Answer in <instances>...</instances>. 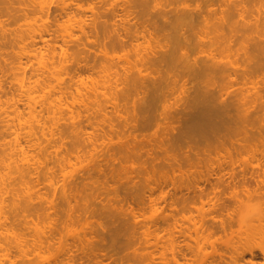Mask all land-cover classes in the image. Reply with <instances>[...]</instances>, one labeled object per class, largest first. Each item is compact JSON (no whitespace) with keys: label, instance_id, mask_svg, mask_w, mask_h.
I'll list each match as a JSON object with an SVG mask.
<instances>
[{"label":"rangeland","instance_id":"1","mask_svg":"<svg viewBox=\"0 0 264 264\" xmlns=\"http://www.w3.org/2000/svg\"><path fill=\"white\" fill-rule=\"evenodd\" d=\"M2 1L4 2L5 0H2ZM127 1H130V4L125 3ZM127 1H125V0H64V2H67V4H65L62 0H50L47 2L49 3V6H50L49 9L50 8L51 9L47 14H43V15L39 11L40 9L38 10L39 5L36 3L35 0H10V1L8 0V3H5L7 1H5L4 3L1 2L4 4L5 8H8V7L11 8V6H13L12 7L13 9H9V8H8L9 10L6 9V11H8V13L11 10V13L13 14V16L12 15L9 16L7 13H5L6 12L5 8H3L4 12H2V13L0 12V20H4V23H5L4 24L2 21V24H1L2 27H0V30H1V28L6 29V27H4V26L7 25L8 30L7 29L6 30L10 31L8 33L6 30H3V29H2V31H0V33L2 32V35L0 34V41L4 45V47H3L2 43L0 42L1 43L0 49H1V47H2V49L3 48L5 49L8 45V47L4 51L5 53L3 51L1 52V50H0V61L4 60V62H5L4 63L3 61H1V62H3V64H7V62H10V60H12L14 56H16V54L14 55V53L16 51L13 50L15 48V43H14L15 41H13V40H15L18 37L17 36L18 34L20 35L22 33L21 30H26L29 27L28 25H29L30 21H33V23L35 22V23L40 24L42 20H46L47 21L46 24H47V26H49V32L45 35V40L48 42H54L55 43V46L57 47V49L59 51V53L57 54V59L60 58L61 48L65 49L69 54V57L67 58V63H66L68 74H64L65 79H64V84H63L64 87H67V88H65V91H67L66 92L67 95H69V93H71V92L76 94V92H77L76 87H78V85L80 87V90L83 93L94 95L89 90H87L84 86L80 85V81L84 80V81H87L89 84H91L93 81H102V78L105 74L104 68L105 67H111V74H112L113 81L114 80L118 81L119 86L117 87V89L120 90V91H116V93L118 94V92H119V96L123 95V99H122V97H120L117 99L118 101L117 100L109 101L107 103H105L106 101L105 102L102 101L103 102L102 105L105 106L103 109L104 110L106 109V111H104V113L105 112L106 113L104 114L103 112L100 111L101 113L98 112V115H97V112H96V116H93L95 114H94V112L92 113L91 110H90V112H87V110H85L83 108V106L79 107V105L77 104L75 106V112H77V114H79V115H78L77 119H75L76 122L75 121L73 122L75 124H73L71 121H69L68 122L69 124H68L67 123L68 120L62 122L61 130L63 129L62 131H65L63 133H66L65 134L66 138L64 140V142H66V143H65V145L63 144L62 146L68 147V150H65V149H67L66 147H65V149L62 148L59 150H64L68 154H70L68 152L69 150H71L70 152L73 151L71 153L72 154L71 157L74 160V161L73 160L72 161L76 162V163L78 162L75 158L76 154L78 153V149L79 150H81V149L86 150L87 151L86 154H88V155H86V154L84 155V153H83V159L82 160L85 162L82 161L83 163L81 162V164H85V165L81 166L80 163L79 164L74 163L75 164L74 168L78 167L77 169H74L72 167L73 165L71 166L72 169L69 168V166H67L69 168V169L66 168L67 171L72 170L70 172L68 171L70 173L69 176H68V174H66V176H65L64 172L61 173L63 170L60 169L61 168L59 165L60 163L56 159V158H58L57 154L53 155V150H52L53 148L52 149L48 148V150H51L49 152L50 153L52 152V154H51L52 156H49V157L50 158L54 157V158H52L51 160L48 161V164H46V166H45L46 168L44 167V169L46 171L43 168L40 169L41 166L37 168L38 165L37 166L34 165V167L32 165H30L31 167L24 165L23 169H25V166H26L25 173L27 171L26 180L29 181L30 184L32 183L35 191L38 192L42 196V199L36 198L37 196L34 197V199H33L34 201H32L31 204L28 205V207L30 209V213L32 215L28 211L25 214L29 213L28 215H30L32 218L38 220L41 223V225L44 228V231H46L45 232L46 242L42 248L43 251L41 250L42 253L39 252L40 250L38 251V249H36L38 252H35V250H33V245H32L34 238H35V233L33 232L34 229L30 228L31 225L29 223V222H31V220H30L31 217L30 218L27 217L28 218V222H27V218L23 214L24 212L23 213L18 212V213L22 214V215L19 214V216H20V218H19V216L16 215L18 213L13 211L12 207L10 209V206H9V209L12 210L11 211L12 212V214H11L12 215L11 216V220H12L11 221V227L13 230L17 231L19 236H21L23 239H25L29 242V244L27 246L28 251L26 254H23V252L20 251L19 248H17V246L14 243H11L10 247L7 248L6 250H0V253H6L7 254L6 257L0 258L1 259L0 264H114V263L115 264H175L176 262L173 259L170 260V258H172L173 256L176 259L178 258L177 260L181 261L180 263L183 262V264H186V263L187 264H200V263L202 264V262H204L203 264H215L217 262V258L219 260H221L219 254L217 255V254L211 252L213 247L211 245H208L209 244L208 242H207L208 244L206 243L202 247L204 251L199 252L198 247H197V246H199L198 245L199 243L196 244V242H197V235L196 234H201L200 232H202V230L198 229L197 232H199V233H196L195 227L197 225H195V224L199 225L201 223L200 221H201L202 215H200L199 214L200 212H198V210H196L193 207L194 206L193 204H194V200H195V206L197 207L198 204L200 205L201 204L200 199L198 200V198H197L198 196H194V195H196L197 192H195L194 190H192V191L190 190V192H189V190L187 188L186 189L183 188L184 190L182 192H181V190H180V192H178L179 190L176 191L175 195H174L173 184H171V181H172L171 177L173 175H171L172 172H170V171H172V169L170 167L166 168V167L170 166L169 161H168L169 158H167L168 157V154H167L168 150L164 151V149L166 150V148L169 147L168 142L170 140L169 137L171 138V136L173 135L172 132L178 133L179 130L183 128V126L185 125L184 123H186V120L188 118H189L188 119L189 122H187V123H189V124L192 123L193 118L197 119V120L198 119L201 120V118H203V116L205 115L204 114L205 111L203 112V110H204L203 107L205 105L208 106V104H211L212 106H216V105L218 106L219 105L221 107V105L227 101V103L228 104L230 103L229 105H231L234 108H230L229 106L228 107L222 106V107H224L225 110H222L223 108L221 109L220 107H218L222 110V112L220 113V111H219L220 109L218 111L222 117H225L224 115H226V114H228V115L231 114V116H233L234 119L230 118V116H228V118H230V120L228 119L229 122L227 120V117L224 119V122L227 120L226 124L229 125L228 127L231 128L233 126L231 129H233V128H235V129H234V131L232 130L233 133L230 132V129L229 130L222 129L223 127L221 128V126H224V125L226 126V124H224V122H223V119H222V121H220V122H222L223 125L221 123L218 125L220 126L221 130H223V132L225 131L223 136H225L226 132L228 131V132H230L231 135H233L234 138L231 135H228L226 137L227 140H225L226 138L225 139L221 138L220 141L224 139L223 141L227 142L231 136L233 138L232 139L233 141L231 140L232 143L229 142V144L233 145V142H234V145H236V146L238 145L237 146L238 148L236 146H233V147H235L236 149H241L239 151L241 154L236 153L238 155L239 160H238V158L236 159L237 155L233 154V152L235 151L233 149L232 154H233V156L235 155V157H234L235 159L232 158V156H231V158H232L231 159L230 156H228V154L226 153V156H224V158L226 157L225 159L227 160V162H224L225 159L224 158H223L224 160L222 159L223 156L221 155V153L223 152V150L225 151L226 149L220 148L221 153L219 151H213V154L211 153L212 156L211 155H210L211 157L208 156L209 159L206 157L208 159V161H204V162H202L203 164H201V166L204 165V168L203 167L202 168L205 171L204 172L205 174H203L202 178L204 177V175L206 176V174L209 172L208 170H210V169H213V170L216 169L217 170L219 163L221 164L223 162H224L223 165L226 166L225 168L228 169V171L230 169V173L232 170L231 169L232 166H231L230 162L234 163V165L236 167L235 172L237 170H239L238 172L241 171L239 173V175L242 173V168L245 169V173H247V175H246L247 177L251 176L250 173H251L252 169H254V173L255 172L257 173L260 170L257 173L259 175L261 173H263V172H261V171H263V170H261V168L264 169V167H263L264 166V164H263L264 163V156H263L264 155L263 154L264 153V151H263L264 150V129H263L264 128V121H263L264 120V116H263L264 115L263 114L264 109H262V108H264V89H263L264 83H262V81L264 82V80L262 79V77L264 78V73H263L264 70L263 71L261 70V72H258V71H260L259 68L261 67L259 62H261L263 65L262 61H264V60L258 62L257 61L258 59L256 60V58H255L254 61H257V63L260 65V66L258 65L259 66V68H258V66L256 64L258 70L256 67L251 66L252 64H254L256 62H253L251 60V62L243 63V60L246 61L245 58H246L247 54H244L245 51H247V52H248V50L251 51V49L255 45H256V49H258L257 45L260 42L261 43L263 42L262 46L264 48V41H263L264 40V23H263V21H264V0H241V1L240 0H228V1H225V0H196V2L194 0H193V2H192V0H190V1L185 0L186 3L184 2V0H182L183 3H185L184 5H183V3H180V2H182L181 0H180V2H179V0L178 1L174 0V3H172L173 1H171V0H167V1L171 2L169 4L170 6L168 5V3H165L166 0L165 1L163 0L165 4L161 0V2L164 5H162V3L159 2L160 0H156V1L151 0V1H149V4L147 3L148 1L145 2L146 0H143L144 2L140 1V0H139L140 2L137 0H127ZM132 1H133V3H132ZM134 1H137L139 4L143 3L145 5V10L143 9L144 6H141L142 4L139 6L140 8L135 7V6H131L132 4H134ZM176 1H177L178 5L175 4ZM9 2H11V4H12V5L10 4L11 6H9ZM152 2L156 3L155 8L149 9L150 7H154V4ZM158 2H159V4L161 3L160 5H162V6H160L158 4ZM194 2H195V4H194ZM240 2H242V3H240ZM1 3H0V6H2ZM61 3L65 4V6L67 5L66 6L67 9L61 8L64 6ZM145 3L148 6H146ZM151 3L153 4L152 6H151ZM235 3L237 6L239 4H241L240 7L238 6V8L242 9V10H239V12L242 11L241 13L244 12V14H245L242 16L243 18L241 17V15L238 16L237 20L238 19L240 20L242 18L241 19L242 21L240 20V22L244 23L243 21L246 19L247 22L245 21V23H246L245 25L247 26V24H248L249 26L251 25L253 27L247 26L248 28H246V26L243 27L244 24H242V26L241 27L239 26V27H240V30H242L244 32H241L239 30V31H237V33L239 32L238 35H236L237 34L236 32L228 31L229 30L228 27L227 28L224 27L223 33H222L224 35H222L220 33L221 32L220 30L218 31L219 33H217V31L214 32L215 31L214 30L215 24H212V23H214L218 19V23L217 22H215V23H217L219 26L220 14H222L224 11H225V13H227L226 9L229 10L228 8H226V7H228V4H230L232 7V5H235ZM6 4H8L7 5L8 7H6ZM157 4L159 5V7L156 6ZM186 4H188V7L186 6L188 8V10L191 9V10H189V11H191V13H189V11L186 12L187 8H185L184 12H183L182 7H180V6H185ZM171 5H172V7H174V8L176 7V8L175 9L172 8ZM166 6H168V7H166ZM242 6L244 9L242 8ZM2 7L0 10H2ZM146 7L147 8L149 7V8L147 9ZM177 7H179V9ZM201 7H202V9L200 10ZM195 8L196 9L199 8L198 10H200V12L197 11ZM221 8H225V9H222L221 12L219 13ZM229 8H230V6H229ZM245 8H247V9H245ZM164 9H165V11H164ZM173 9H174V12L176 11V13H175L176 15L174 14ZM171 10H172V12H170ZM180 10H182V11H180ZM155 11L157 14L156 13L153 14V12H155ZM193 11L195 13L197 12V14H199V15L201 13H203V14H201V15H203L202 16L203 19L200 17L197 18L198 15L196 16ZM14 12H15V15H14ZM214 12L216 14L217 13L219 14V18L216 17L217 15H215ZM182 13H189V15H191L193 13V15H195V16L192 15L194 18L192 16H190V17H192L191 21H189L186 24L181 25V27L182 26L185 28L187 27L186 28V30H188L187 33H186V30L182 31L184 28L181 29V31L180 30L176 31L172 25V23L173 22L175 23L177 17L179 15H182ZM210 13L211 14L214 13L216 20L214 19V16H212L213 14L211 15ZM163 14L166 17H163L164 16ZM209 15H211L212 18L209 19V17H210ZM244 16H245V19H244ZM204 17L205 18L208 17V18H206L207 20L204 19ZM239 17H241V18H239ZM257 18L259 19L260 22H258ZM151 19H155V21L153 20V22H152ZM161 19H163V20H161ZM193 19L196 20V22L193 21ZM208 19L210 21H212L211 24L207 23ZM212 19H214V20H212ZM67 20H70L74 26V30H73L74 35L72 37H68V38H66V36L64 35V32L61 30V26H60ZM77 20H83L84 21V26H85L84 31L79 28L78 23L76 22ZM239 20L237 21L238 25L240 23ZM150 21L152 22V24ZM161 21L162 22L164 21L163 24ZM210 21H208V22L210 23ZM254 21L257 23H254ZM156 23L157 24L159 23L158 26ZM259 23L261 26L259 25ZM204 24H206V25H204ZM210 25H212V27H210ZM238 25L236 26V28L238 27ZM153 26H155L156 28ZM166 26H168V27H166ZM199 26H201V27H199ZM197 27H198V29H197ZM202 27H204V28H202ZM205 27L208 29L211 28V31H213V32H210V29L209 30L205 29ZM151 28H152V30H151ZM158 28L160 30H158ZM236 28H235V30H238ZM164 29H166V30H164ZM200 29H202L203 32L202 31L200 32ZM204 29L206 32L204 31ZM225 29H228V30H225ZM111 30H113V32ZM3 31H4V33H3ZM5 31H6V35H5ZM18 31H20V32H18ZM226 31H228V32H226ZM178 32H180V33H178ZM9 33H11V34H9ZM13 33L14 34L17 33L16 38H15ZM212 33L214 34V36ZM178 34H179V38H178ZM180 34H182V38H184V40L182 38H180V36H181ZM199 34H201V35H199ZM217 34L221 35L220 36L221 39H219L220 37L215 38V39L213 38V37H215V35L217 36ZM225 34H227V35H225ZM231 34H233L234 36L236 35L235 38ZM230 35L233 38L232 41H234V42H227V38L229 39ZM200 36H201V38H200ZM223 36H225V37H223ZM226 36H228V37L226 38ZM231 37L228 41L231 40ZM202 38L204 40H202ZM222 38H224V39H222ZM181 39H182V41H180ZM38 40H39L40 45L44 44L42 39L38 38ZM199 40H200V43H199ZM223 40L226 41L227 43H225ZM4 41H5V43L7 41L8 42L5 44ZM11 41H13V42H11ZM182 42H184V43H182ZM202 42L204 43L203 45H202ZM255 42H257V43H255ZM12 43H14V44H12ZM114 43H116V44H114ZM117 43H118V45H117ZM124 43H125V45H124ZM180 43H182L181 45L184 44V46L181 47ZM223 43L226 45L228 44V45L226 46ZM231 43H233L232 44L233 45V51H229L232 48V47H230ZM119 44L120 45L122 44V45L120 46ZM104 46H107V47L104 48ZM179 47H180V49H179ZM259 47H261V45ZM106 48H108L107 49L108 51L106 50ZM15 49L16 50L18 49L17 45H16ZM176 49H178V50H176ZM207 49L209 51L214 49V50H212V52L213 53L215 52V53L214 54L212 53V54H213V56L215 55L216 58L218 56V59L220 57H222L221 55H223V59L220 60V63L222 61V63H225L226 65L228 64L227 66H231V70H234V71H231L230 67L226 68L227 66H225V64H223L222 66H225V67H223V71L225 70L224 68H226L225 72L221 73L219 71L217 73V72H215V71L213 72L211 70L210 71V73L212 72L211 73L212 75H211L209 72H208L209 74L208 73L206 74V71H209V70H205V74H204L203 73L204 69L200 70V68H199L198 70L200 72H202V75H199L201 73H199V71L197 73L196 70L198 68L197 65L198 64L201 65L200 62L202 61V59H203L202 62H205L207 59L208 60L206 62H208L209 59L211 60V58L212 59L214 58V60H216V58L212 57V55H209L211 57L208 58L209 56H207L208 55ZM253 49H255V48H253ZM253 51H255V50H252V52H250V53L252 55H253V53L256 54ZM172 52H174V54H172ZM182 52L183 53L186 52L185 54H187V55L185 56V54H183ZM106 53H108V55ZM109 53H111V55ZM210 53H211V51H210ZM258 53L259 54H261V53L259 51H257V55L260 56ZM218 54L220 55V57ZM189 55H190V58L192 57L191 59L189 58ZM205 55L207 58H205ZM227 55L231 58L230 60L233 59L234 61L235 60L237 61V63L235 62L236 68L237 69L239 68L237 71H236V69H234L235 66H232L230 64V60L228 59L229 57H225ZM171 56H172V58L170 59ZM243 56H244V59H242ZM151 57H153L154 59L152 58L153 59L152 60ZM162 57H164V58L166 57V58L163 59ZM183 57L186 60H189V61L191 60L192 63L193 62L196 63L195 61L197 60L198 63H196V66L194 65V63L190 64L189 61H186L187 63H185L184 62L185 60ZM261 57H262V55H261ZM261 57H258V58H261ZM168 58L170 59V61ZM182 58H183V60H182ZM204 58L206 59L205 61H204ZM178 59L179 60L181 59V62ZM226 59H228V60H226ZM14 60L16 61V58ZM14 60H12L10 62V63H12V66L14 65L13 63H15V62H13ZM159 60L161 63L159 62ZM223 60L225 62H223ZM217 61L219 62V60H217ZM226 61L227 62L229 61V63H226ZM145 62L147 63V66H146ZM162 63H164V65ZM188 63L191 66H189ZM209 63H210V61H209ZM231 63H234V62L231 61ZM242 63L244 64V67L247 66V68L242 69V67H243ZM249 63H251L250 67H253L254 69L253 68L250 69L248 67ZM29 64L31 66V63H29ZM186 64H188V65H186ZM203 64L204 63H202V65ZM205 64H204V68H205ZM245 64H247V65H245ZM9 65L8 64L5 66L2 64L0 65V84H1L0 85V87H1L0 88V95H1V98H3L4 100L14 99L17 102L19 109L26 113L27 112V106H26L25 100H24L23 96H21V92L16 88L15 83L12 84V82H13L12 80L14 79L13 78L14 75L12 74L13 69ZM2 66H4L5 69H3ZM7 66L11 67L12 70L10 69L11 70L10 71L7 68ZM173 66H175V67H173ZM263 66H262V68H263ZM199 67H201V66H199ZM232 67H234V68L232 69ZM31 69L32 68H30L29 71ZM177 69H179V70H177ZM182 69H184V71L186 73L188 71V73L186 74V73H184V71L182 72ZM247 69H248V71L249 70L250 71L248 73H244V72H246L244 70H247ZM252 69L253 70L256 69L257 72L251 71ZM229 70H230V72H229ZM231 72H236V73H233V75H232ZM9 73L12 74L13 76L11 77V75H9ZM156 75H158V76H156ZM153 76H154V79H153ZM139 80H141V82H140L141 87L138 84ZM155 80H157V81H155ZM14 82H15V79H14ZM153 82H154V86L151 85V84H153ZM148 83H150V84H148ZM155 84H156V86H155ZM154 87H155V89H154ZM257 87L262 88L263 90L262 89L259 90ZM101 89L105 90V88H103V87H101ZM212 89H216L217 90V91H215L216 93H213L214 90H212ZM109 93L115 94L114 91H112V92L110 91ZM94 97H95V95H94ZM99 97H101V95H99ZM140 97H142V98H140ZM206 99L208 101H205ZM209 99H211L213 101H211ZM218 99L219 100L221 99L220 100V101H222L221 104H220V101ZM226 99H229V100H226ZM113 102H115V103H113ZM143 102L146 104H144ZM218 102H219V104H218ZM149 103L152 105H150ZM234 103H236V104H234ZM148 104H149V106H148ZM237 104H239V105H237ZM196 106H197V108H200L202 106V108H200V110L202 109V112H201L202 114L200 113V111H198L196 109ZM209 107H208V109H209ZM145 108H147V109H145ZM184 108H185V110H184ZM205 108H207V107H205ZM227 108H229L230 110L226 111ZM253 108H258V109L254 110ZM39 109H41V107ZM210 109H212V108H210ZM181 110H182V112H180ZM195 110H197V112ZM205 110H207V109H205ZM244 110H245V112H243ZM144 111H146V112H144ZM172 111L174 113H172ZM188 111H189V113H188ZM213 111H212V113L209 111L211 113V115L213 114ZM223 111H225L226 114L224 113V115H222ZM232 111H233V114H232ZM44 112L45 111H43V113ZM168 112H170V113H168ZM207 112L208 111H206V115H207ZM90 113H91V115H90ZM176 113H181V114H180V116H179V114H177V116H176L175 115ZM191 113L195 117H192V118L189 117V115ZM210 113H209V115H210ZM102 114H103V116L104 115L105 116L107 115V116L106 117L104 116V119L103 118L101 119L100 115L102 116ZM245 114L247 115V117H245ZM45 115H46V112H45ZM170 115H171V118H170ZM185 115L188 116L187 119H185L187 117ZM209 115H207L209 118L208 120L212 119L209 117ZM235 115L240 116V117H236ZM259 115L263 116V118L262 117L260 118ZM144 116H145V119H144ZM212 116H215V113ZM221 116H219L220 119L222 118ZM174 117H176V118H174ZM243 117H244V119H243ZM248 117H252V118H248ZM255 117H257V118H255ZM94 118L96 120H94ZM151 118H152V121H151ZM156 118H158V119H156ZM168 118H170V119H168ZM190 118H191V122H190ZM219 118L216 117V120L219 121L218 120ZM146 119H147V122H146ZM162 119L166 120L167 122L164 120L162 121ZM153 120H154V124L156 123V126L153 124ZM204 120H207V118L206 119L204 118ZM96 121L98 124L96 123ZM183 121H184V123H183ZM213 121H214V119H213ZM140 122H142V123H140ZM211 122H212V120H211ZM244 122H247V123H244ZM249 122L251 123V124H249V126H251V129L253 128L252 130L255 131L254 133L251 132L252 133L251 135L249 132V131H251L250 127H248ZM134 123H136V124H134ZM208 123H209V121H208ZM214 123H215V121H214ZM138 124H140V125H138ZM176 124L177 125L180 124V126L178 127ZM212 124H211V127L209 124V127L211 129H212V126H214ZM152 125H154V126H152ZM197 125H199V123H197ZM197 125H195V126L197 127ZM138 126H140V127H138ZM174 126H176L178 129ZM204 126H206V125H204ZM1 127H2V129H1ZM73 127H76V130L78 129L80 131L82 130L83 132H85V134H84L85 137H88L89 134L92 135V137H88L86 140H84L85 138H84L83 134H82V136L84 139L81 136H78L80 139L77 141H79V142L81 141V142L75 143L76 144V146H75L73 143L76 142L77 137H76V133L72 130V129H74ZM141 127H142V129H141ZM166 127H167V129H166ZM163 128H164V131H163L164 133H162ZM171 128H172V130H171ZM188 128L189 127L186 126V129H188ZM191 128L193 129V126L192 127L190 126V130H191ZM214 128L215 127H213V129ZM248 128H249V130H248ZM131 129H133V130H131ZM183 129L184 130H181V131H186L185 128H183ZM194 129H195V127H194ZM215 129H217V128H215ZM140 130H143V131H140ZM160 130H161V132H159ZM197 130H198V127H197ZM257 130H261V131H257ZM1 131H2V133H1ZM166 131H167V133H166ZM243 131H246L245 133L247 135L245 133H243ZM208 132H211V131H208ZM248 132H249V134H248ZM86 133H88V134H86ZM140 133H143V134H140ZM0 134L4 135V128H3L2 124H0ZM208 134L210 135V133H208ZM175 135H177V134H175ZM197 135H195V136H197ZM199 135H202V134H199ZM75 137H76V139H74ZM93 137H94V139H92ZM181 137H183V138H181ZM181 137L178 136L177 140H178V142L180 140V142H181V143H179L180 146L182 145L184 147V145H185V147H186L187 139L185 136H181ZM199 137L200 136H198L197 139H199ZM210 137H211V135H210ZM96 138L98 141H95ZM150 138H151V140H150ZM88 139L89 140L92 139V142L91 141L88 142L87 141ZM140 139H142V140H140ZM167 139H169V140L166 143ZM160 140L162 141V143ZM203 140L204 139L202 138V142L206 141V140L205 141H203ZM213 140H212V142L214 143ZM136 141H137V143H136ZM215 141H216V143L219 142L218 139H215ZM97 142L99 144H96ZM141 142H142V144H141ZM226 142H223V143L225 144ZM90 143H92L93 145L95 144L96 146L94 145V147L92 148L93 145ZM158 143H159V146H158ZM240 143H242V144H240ZM23 144L30 154L36 155L39 153V149L37 147H34L29 140L24 139ZM77 144L80 145L78 148H77V146H78ZM164 144L166 147L162 146ZM219 144H220V142H219ZM139 145H140V147H139ZM232 145H230V147H232ZM180 146L178 145L177 150L180 148H183ZM224 146H227V143ZM55 147H56V145H55ZM155 147H158V148H155ZM57 148H58V146H57ZM57 148H56V150H57ZM93 149H95L94 150L95 152L93 151ZM137 149H139V151ZM256 149L257 150L262 149V150L256 151ZM88 150H89V152H88ZM108 150H110V151H108ZM184 150L185 149L183 148V151ZM64 151L62 152V154L64 153ZM82 151H80V153H82ZM141 151H144L143 152L144 154ZM148 151H151V152L149 153ZM152 151H154L155 154H154V152L152 154ZM183 151H180V152L182 153ZM91 152H94V156L91 155ZM136 152H140V154L136 153ZM217 152H219V155H217L218 157L216 155H214V154H218ZM235 152H238V151H235ZM0 153H2V151ZM54 153H55V151H54ZM65 153H64V155H65ZM145 153L147 154V156ZM157 153H159V154H157ZM224 153H223V155H224ZM62 154L59 151V155H60L59 157H62ZM110 154L111 155L113 154V155L110 157ZM177 154H179V153L177 152ZM254 154L255 155L259 154L260 156L259 155L255 156ZM142 155L144 156V158ZM153 155H155V156H153ZM182 155L184 156V154H182ZM55 156H56V158H55ZM177 156H179V155H177ZM258 156H259V158H258ZM85 157L87 158V160H84ZM156 157H157V160L155 159ZM161 157H162V159H160ZM165 158H167L168 160L166 161ZM182 158H179L181 163H183L184 161L186 162L185 157H184V160ZM111 159H113V160H111ZM152 159H154V160H152ZM194 160H196V159H194ZM252 160H254V161H252ZM108 161H109V163H108ZM110 161L113 163H110ZM205 162L209 163V165ZM255 162H257V163H255ZM142 163L144 165H142ZM150 163L152 164L153 168H156L155 170H153ZM245 163H246V165H245ZM247 163H248V165H247ZM78 165L80 166V168ZM155 165H157V166H155ZM158 165H159V167H161L160 169L157 168ZM164 165L166 167H163ZM212 165H214V167L216 165L217 166L214 168ZM186 166L189 167L188 163L186 164ZM186 166H185V168H187ZM205 166H207V167H205ZM237 166H239V167L241 166L242 168L241 167L239 168ZM252 166H254L255 168L251 169ZM259 166H261V167H259ZM49 167L52 169L50 170ZM176 167H178V166H176ZM209 167H210V169H209ZM47 168L50 170V172L54 173V176L52 178L56 177L53 179V181H55V179H56V181L53 182L54 184H51V187L49 186L50 180L48 179L49 173H48ZM182 168H184V167H182ZM202 168L200 170H202ZM149 169H150V172H149ZM165 169L168 172H166ZM187 169L188 170L185 169L187 172H189L191 170L190 167ZM249 169H250V171H249ZM42 170H43V172H42ZM213 170L212 171L210 170V172L212 173ZM216 170H214L216 172L215 176L217 174H219V173H217L219 170H217V171ZM179 171L180 170L176 171L177 175L179 173H181ZM226 171L227 170H225V172ZM46 172L48 173L47 176H46V174L45 175L43 174ZM71 172H73V173H71ZM165 172L168 174L170 172V178H168L169 177L168 174L167 175L164 174ZM227 172H226V179L227 180H225V178H224V181H226V182L224 183L222 181L224 185H221V184L220 185L216 184V185L218 187L221 186V188H223V191L222 192L220 191V193H222V194L225 193V194H223L224 199L222 197H220L221 199H223V200H220L221 203L224 202V203L228 204L232 201L230 199L231 198L230 195H227V194H231L230 193L231 190L233 191L234 184L232 182L234 180L237 181V179H235V178H238V180L241 178L240 180H242V176H241L242 174L240 176H238V174H237L238 172H237L236 174L238 177H235L236 176V174H235V176L233 177L234 179H232L231 177L229 178V176H227ZM183 173H185V172H183ZM186 173L184 174L185 176L188 175V173L187 174ZM190 173H192V171H190L189 174ZM194 173L191 174V176L188 175L187 181H188L189 177H192L195 174L197 176L201 175L198 172H196L195 174ZM201 173H203V172H201ZM213 173H212V175H213ZM173 174H175V173H173ZM176 174H175V176H176ZM257 174H254L255 180L252 179L253 177L252 178L249 177V178H251L250 180H252V181H250L251 182L250 187L255 186L256 183L254 184L253 181L256 182V178L258 179L260 177ZM210 175L207 174V176H210ZM257 176H259V177H257ZM262 176H261V178H262ZM65 177H67L66 180H65ZM178 177L179 176H177V178ZM213 177H214V175H213ZM45 178L49 182L48 181L46 182ZM193 178H192V181H193ZM230 179H232V180H230ZM68 180L72 181V183L74 185L73 187L75 189L77 188L76 189L77 191L72 187L70 188V191H69V188L64 187L65 182ZM180 181H182V180L180 179ZM70 182H66V184H68L67 186H70V184H71ZM215 182H216V180L215 181L213 180V183H215ZM231 183L233 185L232 189L229 188V187H231V186H229V185H231ZM17 184H19V183L17 182L16 185ZM209 184L212 185L211 182ZM210 185L208 186V183L206 181H203L201 184V186L206 191L208 190L207 192L204 191V197H203V199L205 198L204 200H207V201L211 195L213 196L215 194V193H212L213 191H210L208 189V188H211ZM71 186H72V184H71ZM52 187H54V188H52ZM111 187H113V188H111ZM119 187H120V189H118ZM71 189L73 190V192ZM126 191H129L130 193L126 192ZM66 192H68V194H69V192H72V193L75 192L76 194H73V196L71 195L72 196L71 197L70 194H72V193H70L69 196H67L68 194ZM169 192L173 196H177L176 194L183 195V193H184V195L189 196V195H191L190 193L194 192L191 195V196H194V198H192V200L193 199L194 200L193 201L191 200L193 202V203L191 202L192 206H190V204H189V206H187L188 208L187 207H186V209L181 208V206H182L181 202L177 206V203L174 202L175 198H173V196L169 198V196H171L169 194ZM77 193H78V195H77ZM207 193H210L211 195L207 194ZM111 194H114V195H111ZM124 194H126V195H124ZM205 194H207V195L205 196ZM217 194H219V193L217 192ZM222 194H221V196H222ZM109 195L112 197H110ZM166 195H167V197H166ZM76 196H77V199H75ZM191 196H190V198H191ZM214 196H213V200H214ZM125 197H127V198H125ZM151 197L155 201H153ZM69 198H70V200H69ZM243 198L245 199L244 195H243ZM263 198H264V196L260 195V196L253 197V200L252 199H245L243 201L245 203L240 204L239 206H240V208L242 207L246 211L243 210V213L241 211H239L242 214L241 213H239L240 215L237 214L238 217H237V215H233L234 217H236L235 220H234V218H233V220L230 219V217H228L226 215V212L228 209L231 208L230 205L231 204L236 205L237 204L236 202H234L236 204H233V201H232V203L229 206H227L229 208H227L225 212H224L225 208H224V210L220 209L219 210L220 213L219 212L216 213V211H218V210H215L213 208L211 209L214 211V214L211 211V216L218 214L221 216V218H222V216L224 218V215H226L224 219L226 220V218L228 217L227 221H229V222L231 221L232 222L231 224H234V226L231 228L234 229V227H235V229H238L239 227L242 226L241 233L245 230L241 234V237L243 236V238H240L239 240H238V236H236V235L234 236V234L231 235V234L227 233V234L231 235L232 238L234 237L233 241H232V239L230 240L234 244L236 243L235 245L233 244V246L230 245V247L227 248V246L222 244L221 242L220 243L216 242L217 245H215V246L218 247V248L216 247V249H218V250L220 249L219 251H221V252L224 251L223 253L226 252L225 255L228 257H226V256H224V257L226 258L227 261H230L232 264L236 263L233 261L234 257H232V259L230 257V255L234 251H235L234 252L235 254H233V255H235V256H237L238 253H240V252L245 254L244 255L245 257H243L245 260L242 258L237 264H247V263L252 264L249 261L251 259V254H250L251 250L260 254V257H262V255H264V253H263V251H264V232L259 234L260 236L258 234H254V236L252 235L254 233V231H258V230H256V229H258L257 224H259V226L260 225L263 226V224H264V221H263L264 215H262V214H264V213H262V211L264 212V210H263L264 209L263 208L264 202H261V200H260V199H262V201H264ZM167 199H168V201H169V199L173 200V201L168 202V206H166L167 205ZM68 200L71 203L68 202ZM213 200L212 201L210 200L211 202L209 201V206L207 203H205V207H207V208L209 207V209L211 207H213L212 206V202H214ZM48 201H50L49 204H48ZM51 201L54 202L53 205H52ZM111 201L113 202L112 204H111ZM175 201L177 202L176 199H175ZM196 201H198V202H196ZM234 201H236V200H234ZM246 201L247 202L249 201L250 203H247ZM11 202H10V204L12 206ZM131 202H133V203H131ZM98 203L101 205V206L99 205L100 207H98ZM117 203H119V204H117ZM121 203H122V205L126 204V206H127L126 211H125L126 206H124L125 208L122 209L123 206L120 205ZM129 203L131 206L129 205ZM257 203H258V205H257ZM73 204H74V206H73ZM172 204L174 206L176 204V207L178 208V210L177 209L172 210L171 209V208H173ZM210 204H211V207H210ZM248 204L249 205L252 204V205L249 206ZM260 204H261V206H260ZM54 205H55V207H53ZM75 205L77 206L76 208H75ZM169 205L172 207L170 208ZM116 206H118V207L120 206L121 208L120 207L117 208ZM129 206H130V208H129ZM239 206H237L238 207L237 209H239ZM246 206L248 207L247 209H246ZM256 206L258 207V209ZM28 207L26 208L27 210H29ZM71 207L74 209H71ZM92 207H93L94 211L92 210ZM94 207H96V208H94ZM111 207H113V208L111 209ZM165 207H167V208H165ZM189 207H193V209L189 208ZM232 207H234V206H232ZM98 208L101 211H99ZM102 208H104V209H102ZM249 208L250 209L254 208L253 211L249 210V214L253 215L254 218L259 216V217H261L262 220H260V218H259V220H257V218H256V221H254L255 219L248 214L247 210ZM260 208H262V209H260ZM165 209H166V211H165ZM169 209H170V211H169ZM105 210L107 211V213ZM129 210L133 213H130ZM180 210H182L183 212ZM230 210H228V211H230ZM70 211H71V214L69 213ZM77 211H79V212H77ZM113 211H115L113 214L114 215L117 214V216L115 215V216L111 217V215H113L112 214ZM167 212H169V213H167ZM172 212H174V214ZM176 212H177V215L175 214ZM72 213H73V215H72ZM209 213L210 212H207L208 215H209ZM244 213H246V214H244ZM69 214L72 217L69 216ZM172 214L174 215V217L177 216L176 219L178 218L177 221L174 218L175 224H174V221H171V219L173 220ZM184 214L188 215L187 218L184 217V216H186ZM254 214L257 216H255ZM168 215L169 216L171 215V216L168 217ZM218 215H216V216L218 217ZM246 215H249L250 218L252 217L251 222H250V220H248L249 222L247 221L249 226L253 225L254 222L256 223L254 225L255 228H253V226H250L253 231L251 230V228H249V226H245V223H243V221L244 222L246 221L245 217H248ZM23 216H24V219H23ZM181 216L184 219H182ZM216 216H214V217H216ZM239 216H242V218ZM189 218H191V219L189 220ZM208 218H209V220H205V223L208 221L206 223L207 224L206 226L209 227L208 224H210V222H211L212 226H210L209 228L212 229L213 227H216V226H213L214 224H212V221L214 219L210 218V216ZM243 218H244V220H243ZM115 219H116V221H115ZM228 219H230V220H228ZM237 220H239V223ZM241 220H242V222H240ZM109 221H111V222H109ZM233 221L234 222L236 221V223H234ZM171 222L173 223L174 227L170 226V224L172 225ZM216 222H217V220H215V222L213 221V223H215V225L217 224V227H218L217 229H219L218 231L216 229H214V230H216L217 237L220 236V238H221V235L223 236L225 234L222 237L223 239H225L228 236L226 234V232L231 231L229 228L231 226L230 223H229V225H227L228 228L225 232V231H223V228L218 226V223H216ZM261 222H263V223H261ZM111 223H112V225H111ZM219 223H221V222H219ZM240 223H241V226H238ZM187 224L189 226H187ZM179 225H181V226H179ZM237 226H238V228H237ZM111 227H112V229H111ZM244 227H245V229H243ZM170 228L173 230L171 231ZM262 228L264 229V227H262ZM181 229H183V230H181ZM246 229H248V230H246ZM107 230H109V231H107ZM84 231H86V232H84ZM115 231H117L116 232L117 234L115 233ZM121 231H122V233H120ZM175 231H176V233H174ZM186 231L188 234L189 233H191V234L188 235L186 233ZM246 231H247V233H245ZM147 232H149V234ZM170 232H173L174 236ZM248 232L250 234L247 237ZM73 233H75V234H73ZM77 233L78 234L80 233L79 234L80 237L78 236ZM84 233H85V236H84ZM145 233L147 234V236ZM152 233H154V234H152ZM150 234H152V235H150ZM82 235L84 238L82 237ZM101 235H104V236L102 237ZM250 235H252V236H250ZM108 237L110 238V240L108 239ZM155 237L156 238L158 237V238L156 239ZM186 237H189V238H186ZM190 237H192V238H190ZM217 237H215V238L213 237V239H217ZM235 237H237V238H235ZM249 237H250V239H249ZM101 238H102V240H101ZM112 238H113V240H112ZM211 238H210V240H211ZM251 238H252V240H251ZM255 238H257V239H255ZM185 239H186V241H185ZM241 239L243 241H241ZM83 240H85V242ZM170 240H173V241H170ZM200 240H201V238H199L198 242ZM4 241H5V239L2 238L1 242L5 243ZM90 241L92 243H90ZM202 241H205V240H202ZM234 241H236V242H234ZM163 242H165V243H163ZM166 242L170 243L171 245L166 243ZM173 242L175 243V245L173 244ZM191 242H193V243H191ZM231 242H229V244H231ZM241 242H244V244H242ZM238 243H239V245H237ZM166 244L170 245L173 248V250L171 249L170 246L167 245L169 247L167 249L168 250L167 251L165 248V247H167V246H165ZM218 245L222 246L223 248L219 247ZM244 245L247 246L248 249ZM234 247L237 250H239L240 252L237 251L236 249H234ZM238 248H241V249H238ZM225 249L227 251L228 250L229 251L227 252ZM181 251H184V252H181ZM107 252H109V253H107ZM192 252H194V253H192ZM206 252L209 253V255H208V259L205 260L203 258H205L204 254ZM163 253H165L164 257H163ZM42 254L45 256L43 257ZM109 254L110 255L112 254V255L108 256ZM184 254H185V256H184ZM227 254H230V255H227ZM38 255H41V257ZM195 255H197V256H195ZM37 256L40 258H44L45 260L44 259L43 260L38 259ZM47 256L49 258L48 261L51 263H49L47 261V259H46ZM112 256H113V258H112ZM51 257H52V259H51ZM53 257H55V258H53ZM102 259H104V260H102ZM110 259H112V260H110ZM114 259H116V260H114ZM246 259H248V260H246ZM219 260H218V263H216V264H225V262H223V261L219 262ZM256 260H257V263H255V264H258V262H259V264H264L263 258H258ZM188 261H190V262H188Z\"/></svg>","mask_w":264,"mask_h":264},{"label":"bare ground","instance_id":"2","mask_svg":"<svg viewBox=\"0 0 264 264\" xmlns=\"http://www.w3.org/2000/svg\"><path fill=\"white\" fill-rule=\"evenodd\" d=\"M5 1H7V2H5ZM4 2L5 3H8V0H5ZM10 1V0H9ZM36 1V3L39 5L38 6V10L42 13V15L43 14H47L49 11H50V9H49V3L47 2V1H50V0H35ZM63 2H64V0H62ZM125 1H127V0H125ZM137 1H139V0H137ZM137 1H134V4H132L131 6H135V7H138V8H140L139 6L141 5V6H144L143 7V9L145 10V5L143 4V3H141V4H139ZM140 1H143V0H140ZM139 1V2H140ZM148 1V2H147ZM149 1H151V0H146L145 2H147L148 4H149ZM153 1H156V0H153ZM163 1V0H162ZM165 1V0H164ZM164 1H163V3H164ZM167 1V0H166ZM165 1V3H168V5L171 3L170 1H167L166 2ZM171 1H173L172 3H174V0H171ZM178 1V0H177ZM177 1H176V3L175 4H177ZM182 1V0H181ZM190 1V0H189ZM195 2H196V0H194ZM225 1H228V0H225ZM224 1V2H225ZM241 1V0H240ZM1 2H3L2 0H0V3ZM3 2V3H4ZM129 2V3H128ZM144 2V1H143ZM159 2H161V0L159 1ZM159 2H158V4H159ZM179 2H180V0H179ZM184 2H185V0H184ZM192 2H193V0H192ZM195 2H194V4H195ZM3 3H1L2 4V6H0V9H1V7H2V10H0V12L2 13V12H4L3 10V8H5V6H4V4ZM65 4H67V2H64ZM125 3H127V4H130V1H127V2H125ZM132 3H133V1H132ZM137 3V4H136ZM153 4H154V7H148L149 9H151V8H155V2H152ZM151 3V6L153 5ZM162 3V2H161ZM160 3V4H161ZM162 3V5H164ZM180 3H183V1L182 2H180ZM179 3V4H180ZM186 3V2H185ZM185 3H183V5L185 4ZM189 3V2H188ZM240 3H242V2H240ZM11 4V2H9V6H11L10 5ZM62 5H64L63 7H61V8H66V6H65V4H63V3H61ZM146 4V3H145ZM156 5L157 7H159V5ZM197 4V3H196ZM234 4V3H233ZM239 4V3H238ZM8 4H6V7H8L7 6ZM51 5V4H50ZM138 5V6H137ZM162 5H160V6H162ZM167 5V4H166ZM178 5V4H177ZM181 5V4H180ZM226 5V4H225ZM240 5L241 4H239L238 6L240 7ZM146 6H148L147 4H146ZM170 6V5H169ZM176 6V5H175ZM188 7V4H186L185 6H180V7H182V10H183V12H184V9L185 8H187ZM229 6H230V8H229ZM235 6V7H234ZM238 6L236 5V3H235V5H232V7H231V5L230 4H228V7H226V8H228L229 10H227L226 9V12L227 13H225V11L222 13V14H220V18H219V14L217 13H215V15H217L216 17H218L219 18V26H218V19H217V21H215V22H217V23H212V24H215V27H214V32H216L217 31V33H219L218 31L220 30L221 32V34L223 33V29H224V27H228L229 28V30L228 29H225V30H228V31H233V32H236L237 33V31H239L240 30V27L242 26V24H244L243 25V27L244 26H246L245 24V21H246V19H245V16H244V23H242V22H240V20L243 18L242 16L243 15H245L244 14V12L243 13H241L242 11H240L239 12V10H242L241 8H238ZM13 6H11V8H9V9H13L12 8ZM52 7V6H51ZM165 7V6H164ZM166 7H168V6H166ZM171 7H172V5H171ZM184 7V8H183ZM197 7V6H196ZM199 7V6H198ZM245 7V6H244ZM8 8H5V11H6V9H8ZM147 8V7H146ZM147 8V9H148ZM172 8H174V7H172ZM176 8V7H175ZM174 8V9H175ZM178 9H179V7H177ZM190 8V7H189ZM192 8V7H191ZM242 8H243V6H242ZM8 9V10H9ZM67 9V8H66ZM159 9V8H158ZM161 9V8H160ZM166 9V8H165ZM165 9H164V11H165ZM169 9V8H168ZM171 9V8H170ZM174 9H173V12H174ZM196 9V8H195ZM199 8H197L196 10L197 11H199L200 12V10L202 9V7L200 8V10H198ZM222 9H225V8H221L220 9V11H219V13L221 12V10ZM244 9V8H243ZM245 9H247V8H245ZM64 10V9H63ZM182 10H180V11H182ZM189 10H191V9H189ZM188 10V8H187V11L186 12H188L189 11ZM238 10V11H237ZM137 11V10H136ZM148 11V10H147ZM151 12V11H150ZM149 12V13H150ZM170 12H172V10L170 11ZM194 12V11H193ZM198 12V13H199ZM248 12V11H247ZM5 13H7L9 16H13V14L11 13V10L9 11V13H8V11H6ZM152 13V12H151ZM154 13H156V11L155 12H153V14ZM176 13V11L174 12V14ZM180 13V12H179ZM189 13H191V11H189ZM189 13H182V15H179L178 17H177V19H176V21H175V23L173 24L172 22V25H173V27H174V29L176 30V31H178V30H180L181 31V29H183L182 31H185L186 30V28L185 27H181V25H183V24H186V23H188L189 21H191L192 20V17L193 16H197L198 15V17L197 18H202L203 19V15H201V14H203V13H201L200 15L199 14H197V12L195 13V15H193V13L191 14V15H189ZM214 13H210L212 16H214V19L216 20V18H215V15H214ZM152 14V15H153ZM157 14V13H156ZM14 15H15V12H14ZM147 15V14H146ZM150 15V14H149ZM151 15V16H152ZM159 15V14H158ZM162 15V14H161ZM164 15V14H163ZM176 15V14H175ZM193 15V16H192ZM211 15H209L210 17H209V19L210 18H212L211 17ZM241 15V17H239V18H241L240 20H239V22L241 23H239V25H238V23H237V18H238V16H240ZM247 15V14H246ZM155 16V15H154ZM153 16V17H154ZM190 16H192V17H190ZM248 16V15H247ZM163 17H166L165 15L163 16ZM150 18V17H149ZM194 18V17H193ZM206 18H208V17H206ZM205 17H204V19H206ZM247 18V17H246ZM260 18V17H259ZM156 19V18H155ZM155 19H151L152 20V22H153V20L155 21ZM170 19V18H169ZM208 19V21H210ZM214 19H212V20H214ZM248 19V18H247ZM258 19V18H257ZM160 20V19H159ZM161 20H163V19H161ZM171 20V19H170ZM207 20V19H206ZM205 20V21H206ZM250 20V19H249ZM256 20V19H255ZM2 21H3V23H4V20H0V27H2L1 26V24H2ZM165 21V20H164ZM163 21V22H164ZM193 21H195L196 22V20H194L193 19ZM202 21V20H201ZM207 21V23L208 24H211V22L212 21H210V23ZM242 21V20H241ZM6 22V21H5ZM29 22V21H28ZM77 23H78V26H79V28L81 29V30H83L84 31V21L83 20H77L76 21ZM151 22V21H150ZM152 22H151V24H152ZM157 22V21H156ZM162 22V21H161ZM163 22H162V24H163ZM247 22V21H246ZM249 22V21H248ZM258 22H260L259 21V19H258ZM47 21L46 20H42L41 21V23L39 24V23H33V21H30V23H29V27L26 29V30H21L22 31V33L19 35H17V33L18 32H20V31H18L16 34H14V36H15V40H13V41H15L14 43H15V48H16V45L18 46V49L16 50L14 47V49L13 50H15L16 52L14 53V55L16 54V56H14L15 58H16V61L14 60L15 58L13 57V59L12 60H14L13 62H15V63H13L14 65L12 66V63H10L12 60H10V62H7V64L9 65V66H11L12 67V69H11V67H9V66H7V68L10 70H12V74L14 75V79H15V82H14V79L12 80L13 82H12V84L13 83H15V86H16V88L21 92V96H23V98H24V100H25V103H26V106H27V112L25 113V112H23V111H21L20 109H19V107H18V104H17V102L14 100V99H7V100H4L3 98H1V95H0V124H2V126H3V128H4V135L3 134H0L1 136H0V152L2 151V153H0V238L2 239H5V243H2L1 242V239H0V250H6L7 248H9L10 247V245H11V243H14L16 246H17V248H19V250L20 251H22L23 252V254H26L27 253V251H28V249H27V246H28V244H29V242L27 241V240H25V239H23L21 236H19V234L17 233V231H15V230H13L12 229V227H11V214H12V210L13 211H15L16 213H18V212H21V213H23L24 215H25V217L27 218V217H31L30 215H28L29 213H30V209H29V207H28V205L29 204H31V202L32 201H34L33 199H34V197H36V198H41L42 199V196L38 193V192H36L35 191V189H34V186L32 185V183L30 184V182L29 181H27L26 180V173H27V171H26V173H25V169H26V166H30V165H32L33 167H34V165L35 166H37V168L38 167H40L41 166V168L40 169H44V167L46 166V164H48V161L49 160H51L52 158H54V157H49V156H52L51 154H52V152L50 153L49 151H51V150H48V148L50 149H52L53 150V155H55V154H57V157L58 158H56V156H55V158L57 159V161H59V165H60V169L61 170H63L61 173H63L64 172V174H65V176H66V174H68V176L70 175V171H72V170H66V168H68L67 166H69V168H71V166L74 168V166H75V164H79L80 163V165L81 166H83V165H85V164H81V162L83 161L82 159H83V153H84V155L86 154V150H83V149H81V150H79L78 149V153L76 154V160L78 161L77 163L76 162H73L74 160L72 159V157H71V153L73 152H70L71 150H69L68 152L70 153V154H68L66 151H64V150H59V149H62V148H64L65 149V147L66 146H62L63 144L65 145V143L66 142H64V140H65V138H66V133H63V132H65V131H62L61 130V124H62V122L63 121H66V120H68L67 121V123L69 122V121H71L72 123L75 121V119H77V117H78V115L79 114H77V112H75V106L78 104L79 105V107H82L83 106V108L85 109V110H87V112H90V110H91V112L93 113L94 112V114L95 115H93V116H96V112H97V115H98V112L99 113H101V112H103L104 113V111H106V109L104 110L103 108L105 107V106H103L102 105V101H106L105 103H107V102H109V101H115V100H117L118 98H120V97H122V99H123V95L121 96H119V92H118V94L116 93V91H120L119 89H117V87L119 86L118 85V81L117 80H114L113 81V78H112V74H111V67H105L104 68V76H103V78H102V81H93L91 84H89L87 81H84V80H81L80 81V85H82V86H84L87 90H89L91 93H93L94 95H95V97H94V95H91V94H86V93H83L81 90H80V87H79V85H78V87H76V94L75 93H73V92H71V93H69V95H67V91H65V88H67V87H64L63 86V84H64V74H68V70H67V58L69 57V54H68V52L65 50V49H62L61 48V52H60V58L59 59H57V54L59 53V51H58V49H57V47L55 46V43L54 42H48V41H46L45 40V35L49 32V26H47ZM205 23V22H204ZM251 23V22H250ZM254 23H257V22H255L254 21ZM263 23H264V21H263ZM262 23V24H263ZM5 24V23H4ZM62 24V23H61ZM157 24V23H156ZM159 24V23H158ZM158 24H157V26H158ZM194 24V23H193ZM150 25V24H149ZM155 25V24H154ZM171 25V24H170ZM204 25H206V24H204ZM238 25V27L236 28V26ZM253 25V24H252ZM259 25H260V23H259ZM4 26V25H3ZM61 26V30L64 32V35L66 36V38H68V37H72L73 35H74V26H73V24H72V22L70 21V20H67V21H65L62 25H60ZM214 26V25H213ZM240 26V27H239ZM247 26H249L248 24H247ZM246 26V28H248ZM251 26V25H250ZM249 26V27H250ZM256 26V25H255ZM261 26V25H260ZM4 27H6V29L8 28L7 27V25L6 26H4ZM104 27V26H103ZM153 27H155V26H153ZM166 27H168V26H166ZM181 27V28H180ZM190 27V26H189ZM188 27V28H189ZM199 27H201V26H199ZM207 27V26H206ZM205 27V29H208V28H206ZM210 27H212V25H210ZM251 27H253V26H251ZM258 27V26H257ZM156 28V27H155ZM165 28V27H164ZM202 28H204V27H202ZM235 28L236 29H238V30H235ZM2 29L3 30H6V29H4V28H1V30L0 31H2ZM173 29V28H172ZM191 29V28H190ZM197 29H198V27H197ZM205 29H204V31H205ZM210 29V32H213V31H211V28H209ZM208 29V30H209ZM242 29V28H241ZM250 29V28H249ZM8 30V29H7ZM6 30V31H7ZM151 30H152V28H151ZM158 30H160L159 28H158ZM162 30V29H161ZM164 30H166V29H164ZM207 30V31H208ZM244 30V29H243ZM6 31H5V35H6ZM112 32H113V30H111ZM187 31L188 30H186V33H187ZM203 32V30L202 29H200V32ZM228 31H226V32H228ZM241 32H244V31H242V30H240ZM8 32H10V31H7V33ZM105 32V31H104ZM164 32V31H163ZM195 32V31H194ZM206 32V31H205ZM225 32V31H224ZM3 33H4V31H3ZM175 33V32H174ZM178 33H180V32H178ZM193 33V32H192ZM235 33V34H236ZM239 33V32H238ZM238 33L236 34V35H238ZM1 35H2V32L0 33ZM9 34H11V33H9ZM111 34V33H110ZM184 34V33H183ZM191 34V33H190ZM194 34V33H193ZM198 34V33H197ZM206 34V33H205ZM204 34V35H205ZM213 34V33H212ZM216 34V33H215ZM4 35V36H5ZM8 35V34H7ZM17 35V36H16ZM177 35V34H176ZM181 36H180V38H182V34H180ZM199 35H201V34H199ZM207 35V34H206ZM209 35V34H208ZM219 34H217V36L215 35V37H213L214 39L215 38H218V37H220L221 35H219ZM222 35H224V34H222ZM225 35H227V34H225ZM232 36H234L233 34H231ZM231 35L229 36V39H230V37H231ZM235 35V36H236ZM242 35V34H241ZM245 35V34H244ZM13 36V35H12ZM118 36V35H117ZM213 36H214V34H213ZM235 36H234V38H235ZM3 37V36H2ZM184 37V36H183ZM186 37V36H185ZM196 37V36H195ZM203 37V36H202ZM207 37V36H206ZM223 37H225V36H223ZM228 36H226V38H227ZM13 38V37H12ZM11 38V39H12ZM38 38L39 39H42V41H43V43L44 44H42V45H40L39 44V40H38ZM119 38V37H118ZM178 38H179V34H178ZM200 38H201V36H200ZM212 38V37H211ZM225 38V39H226ZM18 39V40H17ZM183 40H184V38H182ZM182 39L180 40V41H182ZM219 39H221V37L219 38ZM222 39H224V38H222ZM228 38H227V42H234V41H232L233 40V38L231 37V40L230 41H228L229 40ZM10 40V39H9ZM115 40V39H114ZM176 40V39H175ZM202 40H204L203 38H202ZM3 41V40H2ZM13 41H11V42H13ZM126 41V40H125ZM187 41V40H186ZM224 41V40H223ZM264 41V40H263ZM1 42V41H0ZM8 42V41H7ZM6 42V43H7ZM17 42V43H16ZM116 42V41H115ZM124 42V41H123ZM176 42V41H175ZM179 42V41H178ZM188 42V41H187ZM205 42V41H204ZM225 43H227L226 41H224ZM254 42V41H253ZM2 43V42H1ZM0 43V44H1ZM4 43H5V41H4ZM5 43V44H6ZM14 43H12V44H14ZM119 43V42H118ZM118 43H117V45H118ZM182 43H184V42H182ZM182 43H180V46L182 47V46H184V44L183 45H181ZM199 43H200V40H199ZM255 43H257V42H255ZM263 43V42H262ZM262 43L260 42L259 44L261 45V47H259L260 45L258 44L257 45V47H258V49H256V45L253 47V48H255V49H253L252 47V49H251V51L250 50H248V52L247 51H245V53L244 54H247L246 55V61H244L243 60V63H248V62H251V60L253 61V62H256V63H254V64H252L251 66H254V67H256L257 68V66L260 64L261 65V67L259 68V66H258V68H259V70L260 71H258V72H261V70L263 71L264 69V61H262V60H264V48H263V46H262ZM106 44V43H105ZM114 44H116V43H114ZM113 44V45H114ZM177 44V43H176ZM204 43L202 42V45H203ZM224 44V43H223ZM233 43H231L230 44V47H232L231 48V50H229V51H233V45H232ZM252 44V43H251ZM254 44V43H253ZM2 45H3V43H2ZM10 45V44H9ZM112 45V46H113ZM120 45V44H119ZM122 45V44H121ZM120 45V46H121ZM124 45H125V43H124ZM224 45H226V44H224ZM228 45V44H227ZM226 45V46H227ZM11 46V45H10ZM111 46V47H112ZM116 46V45H115ZM3 47H4V45H3ZM6 47V46H5ZM7 47H8V45H7ZM6 47V48H7ZM105 47H107V46H104V48ZM175 47V46H174ZM225 47V46H224ZM223 47V48H224ZM229 47V48H230ZM5 48V49H6ZM117 48V47H116ZM184 48V47H183ZM182 48V49H183ZM228 48V47H227ZM249 48V47H248ZM5 49L3 48L2 49V47H1V52L3 51H5ZM108 48H106V50H107ZM179 49H180V47H179ZM186 49V48H185ZM205 49V48H204ZM250 49V48H249ZM115 50V49H114ZM176 50H178V49H176ZM206 50V49H205ZM208 50V49H207ZM212 50H214V49H212ZM212 50H210L211 51V53H210V51L208 50V55L207 56H209V55H212V57H215V55L213 56V54L215 53H213L212 52ZM228 50V49H227ZM244 50V49H243ZM252 50H255V51H253V52H255L256 54H254L253 53V55L250 53V52H252ZM259 51L261 54H259L260 56H258L257 55V51ZM108 51V50H107ZM113 51V50H112ZM180 51V50H179ZM250 51V52H249ZM14 52V51H13ZM184 52V51H183ZM182 52V53H183ZM5 53V52H4ZM186 53V52H185ZM185 53H183V54H185ZM210 53V54H209ZM213 53V54H212ZM232 53V52H231ZM2 54V53H1ZM107 55H108V53H106ZM110 55H111V53H109ZM154 54V53H153ZM172 54H174V52H172ZM217 54V53H216ZM220 54V53H219ZM218 54V55H219ZM176 55V54H175ZM179 55V54H178ZM187 54H185V56H186ZM221 55V54H220ZM220 55H219V57H220ZM261 55H262V57H261ZM184 56V57H185ZM222 57H220L219 59H218V56H217V58H216V60H214V58L212 59L211 58V60L209 59V61H210V63H209V61L208 62H206L207 60L205 59V58H207L206 57V55H205V58H204V61L205 62H202L203 61V59H202V63H206L205 64V68H204V64L202 65V63L200 62V64L201 65H199V66H201V67H199L198 65H197V70H196V72L198 73V69L200 68V70L201 69H204L203 71V73L205 74V70H209V71H206V74L209 72L210 73V71L212 70L213 72L215 71V72H225V70H226V68H228V67H230V70H231V66H227L225 63H222V61H221V63H220V60H222L223 59V55H221ZM168 57V56H167ZM177 57V56H176ZM180 57V56H179ZM183 57V58H184ZM211 56H209L208 58H210ZM225 57H229L228 55L227 56H225ZM258 57H261V58H258ZM150 58V57H149ZM153 57H151V59H152ZM163 59H165L164 57H162ZM172 58V56L170 57V59ZM183 58H182V60H183ZM186 58V57H185ZM184 58V62L185 63H187L186 61H189V60H186ZM189 58H190V55H189ZM192 58V57H191ZM190 58V59H191ZM255 58H256V60L259 62V61H262L263 62V65H262V63L261 62H259V64L257 63V61H254L255 60ZM154 59V58H153ZM152 59V60H153ZM157 59V58H156ZM161 59V58H160ZM162 59V60H163ZM169 59V58H168ZM170 59H169V61H170ZM229 60L231 59L230 57L228 58ZM228 59H226V60H228ZM242 59H244V56H243V58ZM150 60V59H149ZM161 60V61H162ZM179 60V59H178ZM193 60V59H192ZM196 60V59H195ZM217 60H219V62L217 61ZM225 60V59H224ZM223 60V62H225ZM1 61H3L4 62V60H1ZM0 61V62H1ZM6 61V60H5ZM180 62H181V59L179 60ZM231 61L232 62H234V63H231ZM3 62H1L0 63V65L2 64V65H7V64H3ZM148 62V61H147ZM155 62V61H154ZM159 62H160V60H159ZM179 62V63H180ZM183 62V63H184ZM190 62V64L192 63V61L190 60L189 61ZM196 63H198L197 62V60L195 61ZM218 62V63H217ZM235 62L237 63V61L235 60H230V64L232 65V66H235L236 64H235ZM252 62V63H253ZM5 63V62H4ZM29 63H31V66H30V64ZM161 63V62H160ZM194 63V62H193ZM192 63V64H193ZM196 63H194V65L196 66ZM226 63H229V61L227 62L226 61ZM242 63V69H245V68H247V66H245L244 67V64ZM145 64H146V66H147V63L145 62ZM156 64V63H155ZM163 65H164V63H162ZM182 64V63H181ZM189 64V63H188ZM188 64H186V65H188ZM189 64V66H191ZM223 64H225V66H227L226 68H224L225 70L223 71V67H225V66H222ZM229 64V65H230ZM234 64V65H233ZM240 64V63H239ZM250 64L251 63H249L248 65V67L251 69V68H253V67H250ZM256 64H257V66H256ZM159 65V64H158ZM162 65V66H163ZM245 65H247V64H245ZM4 66H2L3 67V69H5L4 68ZM30 66V67H29ZM167 66V65H166ZM203 66V67H202ZM262 66H263V68H262ZM170 67V66H169ZM173 67H175V66H173ZM188 67V66H187ZM186 67V68H187ZM30 68H32L30 71H29V69ZM234 67H232V69H233ZM258 68H257V70H258ZM262 68V69H261ZM7 69V70H8ZM234 69H236V71L239 69H237L236 68V66H235V68ZM254 69V68H253ZM251 70V71H255V72H257V70L255 69V70ZM8 70V71H9ZM10 70V71H11ZM142 70V69H141ZM177 70H179V69H177ZM230 70H229V72H230ZM165 71V70H164ZM184 71V69H182V72ZM191 71V70H190ZM231 71H234V70H231ZM244 71H246V72H244ZM243 72L244 73H248L249 71H248V69L247 70H244ZM161 72V71H160ZM181 72V71H180ZM11 73V72H10ZM9 73V75H11V77L13 76L12 74H10ZM142 73V72H141ZM151 73V72H150ZM166 73V72H165ZM184 73H186L185 71H184ZM187 73H188V71H187ZM186 73V74H187ZM196 73V74H197ZM199 73H201V74H199V75H202V72H200L199 71ZM208 73V74H209ZM212 73V72H211ZM210 73V74H211ZM232 73V75H233V73H236V72H231ZM264 73V72H263ZM144 74V73H143ZM160 74V73H159ZM190 74V73H189ZM194 74V73H193ZM203 74V75H204ZM166 75V74H165ZM212 75V74H211ZM210 75V76H211ZM229 75V74H228ZM155 76V75H154ZM154 76H153V79H154ZM156 76H158V75H156ZM162 77V76H161ZM190 77V76H189ZM137 78V77H136ZM140 79V78H139ZM142 79V78H141ZM147 79V78H146ZM157 79V78H156ZM162 79V78H161ZM262 79L264 80V78L262 77ZM137 80V79H136ZM147 81V80H146ZM150 81V80H149ZM155 81H157V80H155ZM160 81V80H159ZM164 81V80H163ZM187 81V80H186ZM262 81V80H261ZM140 82H141V80H139V82H138V84L140 85ZM165 82V81H164ZM157 83V82H156ZM262 83H264L263 81H262ZM146 84V83H145ZM148 84H150V83H148ZM147 84V85H148ZM211 84V83H210ZM260 84V83H259ZM1 85V84H0ZM151 85H153L154 86V82H153V84H151ZM212 85V84H211ZM264 85V84H263ZM262 85V86H263ZM155 86H156V84H155ZM64 87V88H63ZM101 87H103V88H105V90L104 89H101ZM140 87H141V85H140ZM144 87V86H143ZM146 87V86H145ZM148 87V86H147ZM209 87V86H208ZM1 88V87H0ZM258 88V87H257ZM136 89V88H135ZM154 89H155V87H154ZM259 90L260 89H262V88H258ZM264 89V88H263ZM262 89V90H263ZM212 90H214V92L213 93H216L215 91H217L216 89H212ZM258 90V91H259ZM112 92V91H114L115 92V94H110L109 92ZM101 95V97H99V95ZM121 94V93H120ZM137 95V94H136ZM139 95V94H138ZM99 97V98H98ZM140 98H142V97H140ZM213 99V98H212ZM121 100V99H120ZM209 100H211V99H209ZM219 100V99H218ZM221 100V99H220ZM219 100V101H220ZM226 100H229V99H226ZM118 101V100H117ZM141 101V100H140ZM205 101H208L207 99L205 100ZM211 101H213V100H211ZM210 102V101H209ZM216 102V101H215ZM221 102L222 101H220V104H221ZM113 103H115V102H113ZM144 103V102H143ZM142 103V104H143ZM217 103V102H216ZM144 104H146V103H144ZM150 104V103H149ZM149 104H148V106H149ZM213 104V103H212ZM218 104H219V102H218ZM228 103H227V101L226 102H224V104H222L221 105V107L218 105H216V106H212L211 104H208V106H204L203 108H204V110H203V112H204V116H203V118H201V120L200 119H192L193 121H192V123H187V122H189L188 121V114L187 115H185V116H187L185 119H187L186 120V123H184V121H183V123L185 124L184 126H183V128H185V130L186 131H181V130H184L183 128L182 129H180L179 130V132L178 133H176V132H172V136H171V138L169 137V139H167V141H166V143L168 142V140H169V147H167L166 148V150L164 149V151H167L168 150V157L167 158H169V160L167 159V158H165L166 159V161L168 160L169 161V164H170V166H168V167H166L165 165L163 166V167H166V168H171L172 169V171H170V172H172V174L171 175H173L172 177H171V184H173V192H174V195H175V192L176 191H178V192H180V190H181V192L184 190V189H188L189 190V192H190V190L192 191V190H194L195 192H197L196 193V195H194V196H198L197 198H198V200L200 199V202H201V206L198 204V206L196 207L195 206V200H194V208L196 209V210H198V212H200L199 214L200 215H202L201 216V223L198 225V224H195V225H197L196 227H195V230H196V233H199V232H197L198 231V229H201L202 230V232H200L201 234H196L197 235V242H196V244L197 243H199L198 245L199 246H197L198 247V250H199V252H201V251H204L203 250V246H204V244H206L207 242L209 243H207L208 245H211L212 247H213V249L211 250V252L212 253H215V254H219V256H220V258H221V260H219L217 257V262L216 263H218V260H219V262L221 261H223V262H225V264H232L230 261H227L226 260V258L224 257V256H226L225 255V253H223V252H221V251H219L218 249H216V247L217 246H215V245H217L216 244V242H221L222 244H224V245H226L227 246V248L228 247H230V245H232L233 246V242H231L230 240L232 239V241H233V238H232V234H234V236L236 235V236H238V240L240 239V238H243V236L241 237V234L245 231H243L242 233H241V228H242V226H241V223L238 225V226H241V227H239L238 228V226H237V228L238 229H235V227H234V229L233 228H231V227H233L234 226V224H231L232 222L230 221H227V218L228 217H230V219H232L233 220V218H234V220L236 219V217H234L233 215H237V214H239V213H243V210H245V209H243L242 207L240 208V204H244L245 202H243L245 199H252L253 200V197H255V196H260V195H262V196H264V169H262L261 168V170H263V171H261V172H263V173H261L260 175L259 174H257L256 172L254 173V169H252V168H255L254 166H252L251 167V169H252V171H251V176H249V177H253L252 179L253 180H255L254 178H255V175L254 174H257V175H259V176H257V177H259L258 179L256 178V182L255 181H253L254 182V184H255V186H253V187H250V181H252V180H250L251 178H249V177H247L246 175H247V173H245V169H243L241 166V168H242V180H238V178H235V179H237V181L236 180H234L232 183L234 184V186L232 185V183H231V185H229V186H231V187H229V188H231L232 189V186H233V191L231 190L230 191V193L231 194H227V195H230V199L233 201V204H236V205H232L231 203H232V201L230 202V203H224V202H222L221 203V201L220 200H223L224 198H223V194H225V193H220V191L222 192L223 191V188H221V186H217V185H224L223 184V182L225 183L226 181H224V178H225V180H227L226 179V172L228 171V169H226L225 167V165H223L224 164V162H227V160L224 158V156H226V153L228 154V156H230V158H231V156H232V158H234L235 157V155L233 156V154H239L240 152V150L241 149H236L235 147H233V146H236V145H234V142H233V145L232 144H229V142L230 143H232L231 142V140L234 138L233 137V135H231L230 134V132L231 133H233V131H234V129L235 128H233V129H231L230 127H228L229 125H227L226 124V121L229 119L230 120V118H233V116H231V114H226V112L225 111H223V113H222V115H224V113L227 115H224L225 117H222L221 116V114H219V111H220V113L222 112V110H225L224 109V107L226 106V107H230V108H234V107H232L231 105H227ZM234 104H236V103H234ZM150 105H152V104H150ZM154 105V104H153ZM211 105V106H210ZM215 105V104H214ZM237 105H239V104H237ZM210 106V107H209ZM222 106H224V107H222ZM251 106V105H250ZM41 107V109H39ZM169 107V106H168ZM205 107H207V108H205ZM208 107H209V109H208ZM218 107H220V108H218ZM178 108V107H177ZM200 108H202V106L200 107ZM200 108H197V106H196V109L198 110V111H200V113L202 112V109L200 110ZM210 108H212V109H210ZM236 108V107H235ZM262 108V107H261ZM145 109H147V108H145ZM169 109V108H168ZM205 109H207V110H205ZM217 109V110H216ZM220 109V110H219ZM242 109V108H241ZM254 110L255 109H258V108H253ZM260 109V108H259ZM262 109H264V108H262ZM261 109V110H262ZM150 110V109H149ZM183 110V109H182ZM182 110L180 111V112H182ZM184 110H185V108H184ZM197 110H195L196 112H197ZM219 110V111H218ZM228 110H230L229 108H227V110L226 111H228ZM234 110V109H233ZM236 110V109H235ZM238 110V109H237ZM260 110V111H261ZM43 111H45L46 112V115H45V112L43 113ZM101 111V112H100ZM153 111V110H152ZM170 111V110H169ZM176 111V110H175ZM178 111V110H177ZM206 111H210L211 113H212V111H213V114L212 115H214V113H215V116H212L211 115V113H210V115H209V113L207 112V115H209V117L210 118H212V119H210V120H208L209 118H208V116L206 115ZM216 111V112H215ZM218 111V112H217ZM253 111V110H252ZM257 111V110H256ZM144 112H146V111H144ZM239 112V111H238ZM241 112V111H240ZM243 112H245V110L243 111ZM254 112V111H253ZM262 112V111H261ZM106 113V112H105ZM104 113V114H105ZM167 113V112H166ZM168 113H170V112H168ZM172 113H174L173 111H172ZM188 113H189V111H188ZM247 113V112H246ZM258 113V112H257ZM177 114H179V116H180V114L181 113H176L175 115L177 116ZM202 114V113H201ZM217 114V115H216ZM232 114H233V111H232ZM244 114V113H243ZM264 114V113H263ZM90 115H91V113H90ZM174 115V116H175ZM239 115V114H238ZM250 115V114H249ZM102 116H103V114H102ZM101 115H100V118L102 119H104V116L102 117ZM107 116V115H106ZM105 116V117H106ZM166 116V115H165ZM168 116V115H167ZM206 116V117H205ZM219 116H221L222 118L220 119L219 118ZM228 116H230V118H228ZM236 117H240V116H237V115H235ZM260 116V115H259ZM264 116V115H263ZM263 116H260V118L262 117L263 118ZM156 117V116H155ZM189 117H195L192 113L189 115ZM216 117L217 118H219L218 120L219 121H217L216 120ZM227 117V120L224 122V119ZM245 117H247V115L245 114ZM254 117V116H253ZM97 118V117H96ZM170 118H171V115H170ZM170 118H168V119H170ZM174 118H176V117H174ZM191 118H190V122H191ZM204 118L206 119L207 118V120H204ZM248 118H252V117H248ZM255 118H257V117H255ZM259 118V117H258ZM98 119V118H97ZM143 119V118H142ZM144 119H145V116H144ZM156 119H158V118H156ZM213 119H214V121H215V123H214V121H213ZM222 119H223V122H224V124H226V126L224 127V126H221V128L222 129H226V130H229L230 129V132H226V135L225 136H223L224 135V133H225V131L223 132V130H221V128H220V126L218 125V124H222V122H220V121H222ZM234 119V118H233ZM237 119V118H236ZM243 119H244V117H243ZM94 120H96L95 118H94ZM164 119H162V121H163ZM180 120V119H179ZM183 120V119H182ZM195 120V121H194ZM203 120V121H202ZM211 120H212V122H211ZM229 120H228V122H229ZM249 120V119H248ZM263 120V119H262ZM145 121V120H144ZM151 121H152V118H151ZM161 121V122H162ZM164 121H166V120H164ZM169 121V120H168ZM173 121V120H172ZM208 121H209V123H208ZM235 121V120H234ZM237 121V120H236ZM246 121V120H245ZM251 121V120H250ZM264 121V120H263ZM262 121V122H263ZM76 122V121H75ZM99 122V121H98ZM143 122V121H142ZM142 122H140V123H142ZM146 122H147V119H146ZM167 122V121H166ZM165 122V123H166ZM174 122V121H173ZM180 122V121H179ZM196 122V123H195ZM217 122V123H216ZM227 122V123H228ZM66 123V122H65ZM94 123V122H93ZM96 123H97V121H96ZM197 123H199V125H197ZM202 123V124H201ZM213 123V124H212ZM231 123V122H230ZM244 123H247V122H244ZM69 124V123H68ZM73 124H75V123H73ZM98 124V123H97ZM134 124H136V123H134ZM133 124V125H134ZM144 124V123H143ZM153 124H154V120H153ZM158 124V123H157ZM170 124V123H169ZM175 124V123H174ZM173 124V125H174ZM197 125V127H198V130H197V127L195 126V125ZM208 124V125H207ZM209 124H210V127H211V124L212 125H214V126H212V129L209 127ZM249 124H251L250 122L248 123V127H250V130L251 131H249L250 132V135L252 134V133H254L255 131L254 130H252L251 129V126H249ZM262 124V123H261ZM138 125H140V124H138ZM155 126H156V123L154 124ZM154 125H152V126H154ZM177 125V124H176ZM204 125H206V126H204ZM223 125V124H222ZM244 125V124H243ZM76 126V125H75ZM143 126V125H142ZM150 126V125H149ZM170 126V125H169ZM178 127L180 126V124L179 125H177ZM186 126L187 127H189L188 129H186ZM190 126L192 127L193 126V129H194V127H195V129L193 130L192 128H191V130H190ZM200 126V127H199ZM204 126V127H203ZM208 126V127H207ZM217 126V127H216ZM133 127V126H132ZM138 127H140V126H138ZM171 127V126H170ZM173 127V126H172ZM174 127H176V126H174ZM207 127V128H206ZM213 127H215V128H217V129H213ZM253 127V126H252ZM74 129H72L75 133H76V137H77V139H76V137L74 138V139H76V142H74L73 144L76 146V144L75 143H80L79 141H77V140H79L80 138L78 137V136H81L82 138H83V136H84V140H86L88 137H92V135H90L89 134V136L88 137H85V132H83L82 130L80 131V130H76V127H73ZM145 128V127H144ZM150 128V127H149ZM153 128V127H152ZM177 128V127H176ZM220 128V129H219ZM228 128V129H227ZM1 129H2V127H1ZM141 129H142V127H141ZM151 129V128H150ZM166 129H167V127H166ZM178 129V128H177ZM201 129V130H200ZM203 129V130H202ZM208 129V130H207ZM210 129V130H209ZM219 129V130H218ZM237 129V128H236ZM264 129V128H263ZM131 130H133V129H131ZM139 130V129H138ZM144 130V129H143ZM143 130H140V131H143ZM149 130V129H148ZM152 130V129H151ZM150 130V131H151ZM171 130H172V128H171ZM193 130V131H192ZM200 130V131H199ZM213 130V131H212ZM216 130V131H215ZM233 130V131H232ZM247 130V129H246ZM248 130H249V128H248ZM247 130V131H248ZM262 130V129H261ZM261 130H257V131H261ZM3 131V130H2ZM2 131H1V133H2ZM158 131V130H157ZM164 131V128L162 129V133H164L163 132ZM208 131H211V132H208ZM159 132H161V130L159 131ZM196 132V133H195ZM246 131H243V133H245ZM249 132H248V134H249ZM252 132V133H251ZM149 133V132H148ZM166 133H167V131H166ZM195 133V134H194ZM202 134V135H199V134ZM208 133H210V135H211V137H210V135L208 134ZM223 133V134H222ZM229 133V134H228ZM241 133V132H240ZM82 134H83V136H82ZM86 134H88V133H86ZM140 134H143V133H140ZM146 134V133H145ZM171 134V133H170ZM175 134H177V135H175ZM198 134V135H197ZM208 134V135H207ZM246 134V133H245ZM3 135V136H2ZM167 135V134H166ZM195 135H197V136H195ZM228 135H231L230 136V138H229V140L226 142V141H223ZM247 135V134H246ZM75 136V135H74ZM178 136L179 137H181V136H185L186 137V139H187V144H186V147H185V145H184V147L181 145L180 146V144L179 143H181L180 142V140H179V142H178ZM198 136H200L199 137V139H197V137ZM202 136V137H201ZM168 137V136H167ZM213 137V138H212ZM81 138V139H82ZM141 138V137H140ZM181 138H183V137H181ZM202 138L204 139L203 141H205V142H202ZM212 138V139H211ZM218 139L219 140V142H220V144H219V142L218 143H216V141H215V139ZM221 138H224L223 140H221L220 141V139ZM24 139H27V140H29L30 142H31V144L34 146V147H37L38 149H39V153L38 154H36V155H32V154H30L29 152H28V150L25 148V146H24V144H23V140ZM92 139H94V137L92 138ZM92 139H88L87 141L88 142H92ZM153 139V138H152ZM214 139V140H213ZM83 140V141H84ZM139 140V139H138ZM137 140V141H138ZM140 140H142V139H140ZM150 140H151V138H150ZM211 142H210V141ZM212 140L214 141V143L212 142ZM225 140H227V138L225 139ZM94 141V140H93ZM95 141H98L97 140V138H96V140ZM94 141V142H95ZM137 141H136V143H137ZM155 141V140H154ZM161 141V140H160ZM159 141V142H160ZM200 141V142H199ZM233 141V140H232ZM73 142V141H72ZM85 142V141H84ZM87 142V143H88ZM93 142V143H94ZM134 142V141H133ZM158 142V141H157ZM184 142V141H183ZM223 142H226L227 143V146H224V145H226V143L224 144ZM135 143V142H134ZM161 143H162V141H161ZM201 143V144H200ZM204 143V144H203ZM213 143V144H212ZM216 143V144H215ZM90 144H92V143H90ZM96 144H99L98 142L96 143ZM141 144H142V142H141ZM156 144V143H155ZM180 146V147H183L185 150V152L183 151V148H180V149H178L177 150V147H178V145ZM203 144V145H202ZM229 144V145H228ZM240 144H242V143H240ZM55 145H56V147H55ZM78 146H77V148L80 146L79 144H77ZM93 145V144H92ZM95 145V144H94ZM94 145L92 146V148L94 147ZM136 145V144H135ZM176 145V146H175ZM230 145H232V147H230ZM57 146H58V148H57ZM96 146V145H95ZM130 146V145H129ZM132 146V145H131ZM156 146V145H155ZM158 146H159V143H158ZM162 146H165V144L164 145H162ZM238 146V145H237ZM236 146V147H237ZM243 146V145H242ZM241 146V147H242ZM139 147H140V145H139ZM161 147V146H160ZM166 147V146H165ZM176 147V148H175ZM247 147V146H246ZM56 148H57V150H56ZM67 149H65V150H68V147H66ZM155 148H158V147H155ZM163 148V147H162ZM221 148V149H226L225 151L223 150V152L221 153V149L219 150V149ZM232 148V149H231ZM238 148V147H237ZM249 148V147H248ZM247 148V149H248ZM252 148V147H251ZM254 148V147H253ZM97 149V148H96ZM109 149V148H108ZM135 149V148H134ZM177 151H176V150ZM182 149V150H181ZM233 149L235 150V151H238V152H233ZM255 149V148H254ZM83 150V151H82ZM95 149H93V151H94ZM133 150V149H132ZM138 151H139V149H137ZM243 150V149H242ZM250 150V149H249ZM262 150V149H261ZM260 149L259 150H257L256 149V151H261ZM54 151H55V153H54ZM59 151H60V153L62 154V152L64 151V153H65V155H64V153L62 154V157H59L60 155H59ZM80 151H82V153H80ZM85 151V152H84ZM108 151H110V150H108ZM161 151V150H160ZM180 151H183L182 153L180 152ZM213 151H219L220 153H221V155L223 156L222 157V159L224 160V162L223 163H219V165H218V169L217 170H219L217 173H219V174H217L216 176H215V171L214 170H216V169H210V167H209V169L212 171L213 170V175H214V177H213V175H212V173L210 172V170H208L209 172L207 173V174H211L210 176H207V174H206V176L204 175V177L202 178V176H203V174H205L204 172V170H203V168H204V165L203 166H201V164H203L202 162H204V161H208V159H209V157L208 156H212V154H213ZM246 151V150H245ZM264 151V150H263ZM88 152H89V150H88ZM95 152V151H94ZM94 152H91V155L92 156H94ZM142 153L144 152V151H141ZM149 153L151 152V151H148ZM153 152L154 151H152V154H153ZM158 152V151H157ZM163 152V151H162ZM177 152L179 153V154H177ZM219 152H217L218 154H214V155H219ZM225 152V153H224ZM232 152H233V154H232ZM244 152V151H243ZM242 152V153H243ZM93 153V154H92ZM111 153V152H110ZM136 153H139L140 154V152H136ZM148 153V154H149ZM164 153V152H163ZM212 153V154H211ZM215 153V152H214ZM223 153H224V155H223ZM138 154V155H139ZM144 154V153H143ZM146 154V153H145ZM151 154V155H152ZM154 154H155V152H154ZM157 154H159V153H157ZM165 154V153H164ZM166 154V155H167ZM182 154H184V156L181 155ZM236 154V155H237ZM241 154V153H240ZM260 154V153H259ZM259 154H257V155H259ZM264 154V153H263ZM262 154V155H263ZM86 155H88V154H86ZM113 155V154H112ZM111 154H110V157L112 156ZM177 155H179V156H177ZM255 155V154H254ZM257 155H255V156H257ZM143 156V155H142ZM141 156V157H142ZM146 156H147V154H146ZM153 156H155V155H153ZM163 156V155H162ZM210 156V157H211ZM215 156V157H216ZM260 156V155H259ZM259 156H258V158H259ZM264 156V155H263ZM87 157V156H86ZM84 158V160H87V158ZM152 157V156H151ZM182 158L183 160H184V157H185V160H186V162L184 161L183 163H181V161H180V159L179 158ZM208 159H207V158ZM218 157V156H217ZM221 157V156H220ZM143 158H144V156H143ZM178 158V159H177ZM229 158V159H230ZM231 158V159H232ZM238 158V155H237V157H236V159ZM130 159V158H129ZM134 159V158H133ZM151 159V158H150ZM156 160H157V157L155 158ZM160 159H162V157L160 158ZM194 159H196V160H194ZM206 159V160H205ZM230 159V160H231ZM235 159V158H234ZM73 160V161H72ZM75 160V161H76ZM110 160V159H109ZM111 160H113V159H111ZM148 160V159H147ZM152 160H154V159H152ZM179 160V161H178ZM182 160V161H183ZM229 160V161H230ZM238 160H239V158H238ZM146 161V160H145ZM144 161V162H145ZM149 161V160H148ZM210 161V160H209ZM216 161V160H215ZM228 161V162H229ZM234 161V160H233ZM252 161H254V160H252ZM257 161V160H256ZM262 161V160H261ZM83 162H85V161H83ZM82 162V163H83ZM121 162V161H120ZM150 162V161H149ZM148 162V163H149ZM152 162V161H151ZM157 162V161H156ZM155 162V163H156ZM165 162V161H164ZM213 162V161H212ZM217 162V161H216ZM239 162V161H238ZM242 162V161H241ZM75 163V164H74ZM108 163H109V161H108ZM110 163H113V162H111L110 161ZM138 163V162H137ZM147 163V162H146ZM188 163V166L190 167V171H192V173H190L189 174V172H187L186 170H188L187 168H189V167H187L186 166V164ZM205 163H207V162H205ZM204 163V164H205ZM215 163V162H214ZM250 163V162H249ZM252 163V162H251ZM255 163H257V162H255ZM208 165H209V163H207ZM229 164V163H228ZM230 164H231V173H230V169H229V171L227 172V176H229V178L231 177L232 179H234L233 177L235 176V174L239 171V170H237L236 172H235V170H236V167H235V165H234V163H232V162H230ZM238 164V163H237ZM236 164V165H237ZM253 164V163H252ZM259 164V163H258ZM264 164V163H263ZM24 165H26L25 166V169H23V167H24ZM112 165V164H111ZM142 165H144L143 163H142ZM150 165L152 166V164L150 163ZM163 165V164H162ZM178 166V167H176V166ZM183 165V166H182ZM187 167V168H185V166ZM206 165V164H205ZM216 165V166H217ZM240 165V164H239ZM244 165V164H243ZM245 165H246V163H245ZM247 165H248V163H247ZM251 165V164H250ZM256 165V164H255ZM77 166V165H76ZM79 166V165H78ZM131 166V165H130ZM155 166H157V165H155ZM213 167H214V165H212ZM215 166V167H216ZM258 166V165H257ZM31 167V166H30ZM29 167V168H30ZM182 167H184V168H182ZM200 167V168H199ZM203 167V168H202ZM205 167H207V166H205ZM212 167V168H213ZM214 167V168H215ZM237 167H239V166H237ZM239 167V168H240ZM248 167V166H247ZM246 167V168H247ZM250 167V166H249ZM259 167H261V166H259ZM264 167V166H263ZM46 168V167H45ZM50 168V167H49ZM68 168V169H69ZM78 168V167H77ZM76 167L74 168V169H77ZM79 168H80V166H79ZM132 168V167H131ZM152 168H153V166H152ZM157 168H161V167H159V165H158V167ZM202 168V170H200ZM257 168V167H256ZM48 169V168H47ZM52 168H50V170H51ZM72 169V168H71ZM73 169V170H74ZM130 169V168H129ZM156 168H153V170H155ZM170 169V170H171ZM208 169V168H207ZM45 170V169H44ZM50 170L48 169V173H49V175H48V173L46 172V173H43L44 175L46 174V176L48 175V179L50 180V183H49V186L51 187V184H54L53 182H55L56 181V179H55V181H53V179L54 178H56V177H54V178H52L53 176H54V173H52V172H50ZM133 170V169H132ZM177 170H180L179 172H181V173H179L178 175L176 174V171ZM184 170V171H183ZM216 170V171H217ZM225 170H227L226 172H225ZM46 171V170H45ZM44 171V172H45ZM66 171V172H65ZM165 171H166V169H165ZM196 173V172H198V173H200L201 175H196L194 172ZM248 171V170H247ZM249 171H250V169H249ZM42 172H43V170H42ZM149 172H150V169H149ZM166 172H168V171H166ZM164 173V174H168V173ZM170 172H169V177L168 178H170ZM183 172H187L188 173V175H190L191 176V174H195L194 176L196 177H194V176H192V177H189V179H188V181H187V177H188V175H184L185 173H183ZM201 172H203V173H201ZM241 172V171H240ZM240 172H238L237 174H238V176H240L239 175V173ZM51 173V174H50ZM71 173H73V172H71ZM173 173H175L176 174V176H175V174H173ZM186 173V174H187ZM197 173V174H198ZM237 174H236V176L235 177H238L237 176ZM249 174V175H250ZM73 175V174H72ZM45 176V177H46ZM177 176H179L178 178H177ZM261 176H262V178H261ZM167 177V176H166ZM194 177V178H193ZM66 178L67 177H65V180H66ZM192 178H193V181H192ZM212 178V179H211ZM177 179V180H176ZM180 179L182 180V181H180ZM191 179V180H190ZM232 179H230V180H232ZM168 180V179H167ZM213 180L215 181L216 180V182L215 183H213ZM45 181L47 182L48 180L45 178ZM71 180H68V181H66V182H70ZM203 181H206L207 183H208V186L210 185L209 183L211 182V184L212 185H210V187L211 188H208L210 191H213L212 193H215L213 196H214V200H213V196L210 194V193H207V194H210L211 196L209 197V199L212 201H214V202H212V206L213 207H211V204H210V209H209V207L207 208V207H205V203H207L208 204V206H209V199H208V201L207 200H204L203 199V197H204V191L205 192H207L202 186H201V184H202V182ZM223 181V182H222ZM19 183V184H17L16 185V183ZM49 182V181H48ZM66 182H65V185H64V187H66V188H69V191H70V188L72 187V188H74L73 186V183H72V181L70 182L71 184H72V186H71V184H70V186H67L68 184H66ZM168 182V181H167ZM221 182V183H220ZM231 182V181H230ZM169 183V182H168ZM167 183V184H168ZM201 183V184H200ZM219 183V184H218ZM228 183V182H227ZM226 183V184H227ZM48 184V183H47ZM56 184V183H55ZM216 186H215V185ZM111 185V184H110ZM48 186V185H47ZM54 186V185H53ZM126 187V186H125ZM52 188H54V187H52ZM65 188V189H66ZM111 188H113V187H111ZM115 188V187H114ZM184 188V189H183ZM222 190H221V189ZM227 188V187H226ZM75 189V188H74ZM77 189V188H76ZM75 189V190H76ZM118 189H120V187L118 188ZM129 189V188H128ZM212 189V190H211ZM67 190V189H66ZM72 190V189H71ZM126 190V189H125ZM175 190V191H174ZM68 191V190H67ZM77 191V190H76ZM110 191V190H109ZM171 191V190H170ZM229 191V190H228ZM72 192H73V190H72ZM72 192H69V194L70 193H72ZM126 192H129V191H126ZM188 192V193H189ZM217 192L220 194H217ZM225 192V191H224ZM67 194H68V192H66ZM109 193V192H108ZM113 193V192H112ZM130 193V192H129ZM128 193V194H129ZM194 193V192H193ZM193 193H190L191 195L193 194ZM69 194L67 195V196H69ZM73 194H76L75 192L74 193H72V194H70V196L72 195L73 196ZM169 194H170V192H169ZM207 194H205V196L207 195ZM221 194H222V196H221ZM77 195H78V193H77ZM111 195H114V194H111ZM124 195H126V194H124ZM171 195V194H170ZM177 196H173V195H171V196H169V198L170 197H172L173 196V198H175L176 200H177V202L175 201V199H174V202L175 203H177V206H178V204H180V202H181V208H185L186 209V207L187 206H189V204H190V206H192L191 205V202L193 201L192 200V198H194V196H191V195H184V193H183V195H179V194H176ZM243 195L245 196V199L243 198ZM71 196V197H72ZM110 196V195H109ZM180 196V197H179ZM190 196H191V198H190ZM226 196V195H225ZM110 197H112V196H110ZM121 197V196H120ZM166 197H167V195H166ZM165 197V198H166ZM177 197V198H176ZM179 197V198H178ZM208 197V196H207ZM220 197H222L223 199H221ZM35 198V199H36ZM109 198V197H108ZM125 198H127V197H125ZM132 198V197H131ZM152 198V197H151ZM163 198V197H162ZM216 198V199H215ZM227 198V197H226ZM234 200H236V201H234ZM68 199V198H67ZM75 199H77V196H76V198ZM118 199V198H117ZM121 199V198H120ZM164 199V198H163ZM257 199V198H256ZM264 199V198H263ZM69 200H70V198H69ZM68 200V202H70ZM112 200V199H111ZM152 200H153V198H152ZM166 200V199H165ZM192 200V201H191ZM217 202H216V201ZM226 200V199H225ZM251 200V201H252ZM261 200V202H264V201H262V199H260ZM12 201V202H11ZM110 201V200H109ZM114 201V200H113ZM153 201H155V200H153ZM152 201V202H153ZM169 201H173L172 199H169ZM168 199H167V205L166 206H168ZM210 201V202H211ZM220 201V202H219ZM227 201V200H226ZM230 201V200H229ZM228 201V202H229ZM10 202L12 203V206H11V204H10ZM123 202V201H122ZM130 202V201H129ZM166 202V201H165ZM179 202V203H178ZM196 202H198V201H196ZM234 202H236V203H234ZM247 202V201H246ZM259 202V201H258ZM50 203V201H48V204ZM51 203H52V205L54 204V202L53 201H51ZM71 203V202H70ZM69 203V204H70ZM113 202L111 201V204H112ZM125 203V202H124ZM127 203V202H126ZM131 203H133V202H131ZM193 203V202H192ZM247 203H250L249 201L247 202ZM115 204V203H114ZM117 204H119V203H117ZM170 204V203H169ZM232 206H234V207H232ZM254 204V203H253ZM51 205V204H50ZM100 204L98 203V207H100L99 206ZM120 205H122V203L120 204ZM128 205V204H127ZM129 205H130V203H129ZM173 205V204H172ZM197 205V204H196ZM230 205V209H228V210H230V211H228L227 210V212H226V215L228 216L227 218H226V220L224 219L225 218V216L226 215H224V218H223V216H222V218H221V216L220 215H218V214H216V215H218V217L216 216V215H214V216H216V217H214V216H211V211H212V213L214 214V211L213 210H211L212 208L213 209H215V210H218V211H216V213H218L219 212V210L220 209H222V210H224V208H225V210H224V212L226 211V209L227 208H229V207H227V206H229ZM249 205V204H248ZM247 205V206H248ZM250 205H252V204H250ZM249 205V206H250ZM257 205H258V203H257ZM263 205V204H262ZM9 206H10V209H11V207H12V210H10L9 209ZM73 206H74V204H73ZM80 206V205H79ZM78 206V207H79ZM86 206V205H85ZM89 206V205H88ZM123 206V208L122 209H124L125 207L124 206H126V204L125 205H122ZM131 206V205H130ZM130 206H129V208H130ZM165 206V205H164ZM179 206V207H180ZM207 206V205H206ZM237 206H239V209H237L238 207ZM243 206V205H242ZM246 206V209L249 207H247ZM260 206H261V204H260ZM264 206V205H263ZM28 207V209L29 210H27L26 208ZM51 207V206H50ZM53 207H55V205L53 206ZM77 206L75 205V208H76ZM81 207V206H80ZM79 207V208H80ZM104 207V206H103ZM106 207V206H105ZM117 208H119L118 206H116ZM134 207V206H133ZM169 207L171 208L172 206H170L169 205ZM168 207V208H169ZM193 207H189V208H192L193 209ZM252 207V206H251ZM257 207V206H256ZM94 208H96V207H94ZM113 207H111V209H112ZM121 208V207H120ZM165 208H167V207H165ZM188 208V207H187ZM255 208V207H254ZM253 208V209H254ZM264 208V207H263ZM71 209H74V208H72L71 207ZM83 209V208H82ZM87 209V208H86ZM99 209V208H98ZM102 209H104V208H102ZM115 209V208H114ZM113 209V210H114ZM172 210L173 209H177L178 210V208L176 207V204H175V206L173 205V208H171ZM252 209V208H251ZM250 208L247 210L248 211V214H249V210L250 211H253V209L251 210ZM256 209V208H255ZM257 209H258V207H257ZM260 209H262V208H260ZM259 209V210H260ZM92 210H93V207H92ZM127 210V206H126V208H125V211ZM168 210V209H167ZM264 210V209H263ZM27 211L29 212L28 214H25V213H27ZM80 211V210H79ZM79 211H77V212H79ZM82 211V210H81ZM94 211V210H93ZM99 211H101L100 209H99ZM106 211V210H105ZM130 211V210H129ZM165 211H166V209H165ZM169 211H170V209H169ZM180 211H182V210H180ZM239 211H241V212H239ZM246 211V210H245ZM256 211V210H255ZM262 211V210H261ZM73 212V211H72ZM115 211H113L112 212V214L114 213ZM183 212V211H182ZM202 212V213H201ZM207 212H210L209 213V215L207 214ZM223 212V213H224ZM21 213H18V214H16L17 216H19V214H21ZM70 214H71V211L69 212ZM74 213V212H73ZM73 213H72V215H73ZM91 213V212H90ZM94 213V212H93ZM97 213V212H96ZM106 213H107V211H106ZM121 213V212H120ZM130 213H133V212H131L130 211ZM167 213H169V212H167ZM173 214H174V212H172ZM192 213V212H191ZM197 213V212H196ZM220 213V212H219ZM241 213V214H242ZM253 213V212H252ZM262 213H264L263 211H262ZM31 214V213H30ZM69 214V216H71ZM98 214V213H97ZM101 214V213H100ZM110 214V213H109ZM123 214V213H122ZM172 214V217H173V220L171 219V221H174L175 219H176V217L177 216H175L174 217V215ZM176 215H177V212L175 213ZM181 214V213H180ZM188 214V213H187ZM212 214V215H213ZM244 214H246V213H244ZM259 214V213H258ZM22 215V214H21ZM32 215V214H31ZM77 215V214H76ZM83 215V214H82ZM95 215V214H94ZM106 215V214H105ZM111 215V214H110ZM116 216H117V214H115ZM114 214L113 215H111V217L112 216H115ZM125 215V214H124ZM123 215V216H124ZM167 215V214H166ZM184 215H186V214H184ZM189 215V214H188ZM188 215H186V216H184L185 218H187V216ZM197 215V214H196ZM208 215V216H207ZM222 215V214H221ZM240 215V214H239ZM250 216H252L253 218H254V216L253 215H251V214H249ZM249 215H246V216H248V217H245V222L243 221V223H245V226H249L248 225V220H250V222L252 221V217L250 218V216ZM255 215V214H254ZM261 215V214H260ZM262 215H264V214H262ZM261 215V216H262ZM84 216V215H83ZM108 216V215H107ZM129 216V215H128ZM135 216V215H134ZM171 216V215H170ZM169 215H168V217H170ZM183 216V215H182ZM181 216V217H182ZM210 216V218H213L214 220V222H215V220H217V222L216 223H218V226H220V227H222L223 228V231H225L226 232V230H227V225H229V223H230V232H226V234L227 233H229V234H231V235H229V234H227L228 236L225 238V239H223L222 237L225 235H221V238H220V236L219 237H217V234H216V230L218 231L219 229H217L218 227H217V224L215 225V223H213V221H212V224H214L213 226H216V227H213L212 229L214 230V229H216V230H212L211 228H209L210 226H212L211 225V222H210V224H208L209 225V227H207L206 225V223L208 222H206L205 223V220H209V217ZM220 216V217H219ZM255 216H257V215H255ZM72 217V216H71ZM78 217V216H77ZM110 217V216H109ZM120 217V216H119ZM180 217V216H179ZM237 217H238V215H237ZM239 217H241L242 218V216H239ZM19 218H20V216H19ZM107 218V217H106ZM118 218V217H117ZM175 218V219H174ZM195 218V217H194ZM240 218V219H241ZM248 218V219H247ZM257 218V220H259V218H260V220H262L261 219V217H259V216H257L256 217ZM256 218H254L255 220L254 221H256ZM23 219H24V216H23ZM87 219V218H86ZM113 219V218H112ZM111 219V220H112ZM121 219V218H120ZM178 219V218H177ZM177 219H176V221H177ZM182 219H184L183 217H182ZM191 218H189V220H190ZM193 219V218H192ZM230 219H228V220H230ZM238 219V218H237ZM30 220H31V222H29L30 223V225H31V227L30 228H33L32 230H33V232L35 233V238H34V241H33V250H35V252H38L39 250V252H41V250L43 251V246H44V244H45V242H46V235H45V232L46 231H44V228H43V226L41 225V223L38 221V220H36V219H34V218H30ZM29 220V221H30ZM109 220V219H108ZM135 220V219H134ZM169 220V219H168ZM187 220V219H186ZM212 220V219H211ZM243 220H244V218H243ZM115 221H116V219H115ZM179 221V220H178ZM183 221V220H182ZM197 221V220H196ZM221 222V223H219V222ZM227 221V222H226ZM238 221V223H239V220H237ZM248 221V222H247ZM264 221V220H263ZM27 222H28V218H27ZM109 222H111V221H109ZM184 222V221H183ZM182 222V223H183ZM193 222V221H192ZM234 222V221H233ZM240 222H242V220L240 221ZM260 222V221H259ZM115 223V222H114ZM172 223V222H171ZM196 223V222H195ZM234 223H236V221L234 222ZM261 223H263V222H261ZM109 224V223H108ZM174 224H175V221H174ZM184 224V223H183ZM221 224V225H220ZM256 223L254 222V224L253 225H250V226H253V228H255L254 227V225H255ZM111 225H112V223H111ZM114 225V224H113ZM191 225V224H190ZM258 226H257V228L258 229H256V230H258V231H254V233L252 234L253 236H254V234H261V233H263L264 231V229L262 228V227H264V224H263V226L262 225H260L259 226V224H257ZM110 226V225H109ZM115 226V225H114ZM170 226H173V223H172V225L170 224ZM176 226V225H175ZM179 226H181V225H179ZM187 226H189L188 224H187ZM194 226V225H193ZM249 226V228H251ZM118 227V226H117ZM174 227V226H173ZM177 227V226H176ZM104 228V227H103ZM188 228V227H187ZM191 228V227H190ZM111 229H112V227H111ZM116 229V228H115ZM114 229V230H115ZM169 229V228H168ZM243 229H245V227L243 228ZM121 230V229H120ZM167 230V229H166ZM170 230L172 231L173 229H171L170 228ZM177 230V229H176ZM181 230H183V229H181ZM246 230H248V229H246ZM251 230H252V228H251ZM107 231H109V230H107ZM200 231V230H199ZM253 231V230H252ZM84 232H86V231H84ZM102 232V231H101ZM117 231H115V233H116ZM146 232V231H145ZM169 232V231H168ZM221 232V231H220ZM83 233V232H82ZM108 233V232H107ZM119 233V232H118ZM120 233H122V231L120 232ZM119 233V234H120ZM148 234H149V232H147ZM170 233H172V235H173V232H170ZM174 233H176V231L174 232ZM180 233V232H179ZM182 233V232H181ZM186 233H187V231H186ZM194 233V232H193ZM215 233V234H214ZM245 233H247V231L245 232ZM73 234H75V233H73ZM78 234V233H77ZM80 234V233H79ZM78 234V236L80 237V235ZM104 234V233H103ZM113 234V233H112ZM117 234V233H116ZM146 234V233H145ZM152 234H154V233H152ZM152 234H150V235H152ZM156 234V233H155ZM183 234V233H182ZM185 234V233H184ZM188 234V233H187ZM186 234V235H187ZM189 234H191V233H189ZM188 234V235H189ZM249 232H248V234H247V237L249 236ZM88 235V234H87ZM86 235V236H87ZM110 235V234H109ZM149 235V236H150ZM157 235V234H156ZM199 235V236H198ZM252 235H250V236H252ZM257 235V236H258ZM77 236V235H76ZM84 236H85V233H84ZM102 237L104 236V235H101ZM122 236V235H121ZM146 236H147V234H146ZM174 236V235H173ZM177 236V235H176ZM185 236V235H184ZM183 236V237H184ZM215 238V237H217V239H213V237ZM245 236V235H244ZM256 236V235H255ZM260 236V235H259ZM263 236V235H262ZM82 237H83V235H82ZM107 237V236H106ZM114 237V236H113ZM117 237V236H116ZM152 237V236H151ZM170 237V236H169ZM172 237V236H171ZM201 238V242L199 241L198 242V240H199V238ZM212 237V238H211ZM84 238V237H83ZM86 238V237H85ZM88 238V237H87ZM98 238V237H97ZM119 238V237H118ZM147 238V237H146ZM156 238V237H155ZM158 238V237H157ZM156 238V239H157ZM173 238V237H172ZM180 238V237H179ZM186 238H189V237H186ZM190 238H192V237H190ZM196 238V237H195ZM203 238V239H202ZM210 238H211V240H210ZM220 240H219V239ZM235 238H237V237H235ZM245 238V237H244ZM258 238V237H257ZM257 238H255V239H257ZM260 238V237H259ZM10 239V240H9ZM104 239V238H103ZM108 239L110 240V238L108 237ZM115 239V238H114ZM150 239V238H149ZM183 239V238H182ZM213 239V240H212ZM248 239V238H247ZM249 239H250V237H249ZM79 240V239H78ZM86 240V239H85ZM85 240H83L84 242H85ZM88 240V239H87ZM94 240V239H93ZM101 240H102V238H101ZM100 240V241H101ZM112 240H113V238H112ZM159 240V239H158ZM194 240V239H193ZM202 240H205V241H202ZM225 240V241H224ZM236 240V239H235ZM251 240H252V238H251ZM254 240V239H253ZM80 241V240H79ZM148 241V240H147ZM165 241V240H164ZM169 241V240H168ZM170 241H173V240H170ZM176 241V240H175ZM184 241V240H183ZM185 241H186V239H185ZM196 241V240H195ZM241 241H243L242 239H241ZM250 241V240H249ZM97 242V241H96ZM105 242V241H104ZM103 242V243H104ZM224 242V243H223ZM229 242H231V244H229ZM234 242H236V241H234ZM245 242V241H244ZM244 242H241L242 244H244ZM90 243H92L91 241H90ZM106 243V242H105ZM112 243V242H111ZM163 243H165V242H163ZM166 243H168V242H166ZM188 243V242H187ZM191 243H193V242H191ZM190 243V244H191ZM168 244H170V243H168ZM168 244H166L165 246H167ZM173 244L175 245V243L173 242ZM236 244V243H235ZM234 244V245H235ZM111 245V244H110ZM113 245V244H112ZM171 245V244H170ZM170 245H168V246H170ZM184 245V244H183ZM188 245V244H187ZM223 245V246H224ZM237 245H239V243L237 244ZM165 247L166 248V250L169 248V247ZM189 246V245H188ZM191 246V245H190ZM219 246V245H218ZM245 246V245H244ZM111 247V246H110ZM171 247V246H170ZM175 247V246H174ZM219 247H221V248H223L222 246H219ZM225 247V246H224ZM239 247V246H238ZM243 247V246H242ZM246 248H247V246H245ZM189 248V247H188ZM218 248V247H217ZM233 248V247H232ZM251 248V247H250ZM36 249H38V251L36 250ZM105 249V248H104ZM107 249V248H106ZM171 249L173 250V248L171 247ZM205 249V248H204ZM230 249V248H229ZM234 249H236L235 247H234ZM238 249H241V248H238ZM248 249V248H247ZM222 250V249H221ZM226 250V249H225ZM232 250V249H231ZM237 250V249H236ZM250 250V249H249ZM104 251V250H103ZM111 251V250H110ZM168 251V250H167ZM194 251V250H193ZM208 251V250H207ZM227 251V250H226ZM229 251V250H228ZM227 251V252H228ZM237 251H239V250H237ZM244 251V250H243ZM25 252V253H24ZM173 252V251H172ZM181 252H184V251H181ZM235 252V251H234ZM234 252H232V254L230 255V254H227V255H230V257H231V259H232V257H234L233 258V261L234 262H236V263H233V264H237L243 257H245L244 255V253H241L240 251V253H238V255L237 256H235V255H233V254H235ZM42 253V252H41ZM40 253V254H41ZM44 253V252H43ZM107 253H109V252H107ZM192 253H194V252H192ZM198 253V252H197ZM203 253V252H202ZM263 253H264V251H263ZM103 254V253H102ZM105 254V253H104ZM173 254V253H172ZM181 254V253H180ZM211 254V253H210ZM250 254H251V259L249 260L252 264H255V263H257V260L256 259H258V258H263L264 259V255H262V257H260V254H258L257 252H255V251H250ZM43 255V254H42ZM112 255V254H111ZM110 254L108 255V256H111ZM198 255V254H197ZM197 255H195V256H197ZM208 255H209V253H205L204 254V256H205V258H203V259H208ZM7 256V254L6 253H0V258H3V257H6ZM38 256H40L41 257V255H38ZM37 256V257H38ZM45 255H43V257H44ZM165 256V253H163V257ZM173 256V255H172ZM180 256V255H179ZM184 256H185V254H184ZM218 256V257H219ZM40 257H38V259H41V260H43L44 258H40ZM103 257V256H102ZM107 257V256H106ZM203 257V256H202ZM226 257H228V256H226ZM46 258V257H45ZM53 258H55V257H53ZM98 258V257H97ZM112 258H113V256H112ZM189 258V257H188ZM213 258V257H212ZM247 258V257H246ZM249 258V257H248ZM47 261L49 260V258H48V256H47ZM51 259H52V257H51ZM106 259V258H105ZM117 259V258H116ZM116 259H114V260H116ZM171 259H173L176 263L175 264H183V262L182 263H180L181 261H178L174 256L172 257V258H170V260ZM186 259V258H185ZM200 259V258H199ZM228 259V258H227ZM244 259V258H243ZM1 260V259H0ZM45 260V259H44ZM55 260V259H54ZM102 260H104V259H102ZM107 260V259H106ZM110 260H112V259H110ZM188 260V259H187ZM201 260V259H200ZM204 260V261H205ZM213 260V259H212ZM229 260V259H228ZM245 260V259H244ZM246 260H248V259H246ZM3 261V260H2ZM52 261V260H51ZM173 261V262H174ZM186 261V260H185ZM203 261V260H202ZM232 261V262H233ZM243 261V260H242ZM256 261V262H255ZM259 261V260H258ZM49 262V261H48ZM98 262V261H97ZM106 262V261H105ZM111 262V261H110ZM188 262H190V261H188ZM192 262V261H191ZM196 262V261H195ZM198 262V261H197ZM248 262V261H247ZM246 262V263H247ZM249 262V263H250ZM49 263H51V262H49ZM108 263V262H107ZM114 263V262H113ZM204 262H202V264H203ZM210 263V262H209ZM214 263V262H213ZM215 263V264H216ZM242 263V262H241ZM262 263V262H261ZM115 264V263H114ZM187 264V263H186ZM201 264V263H200ZM248 264V263H247ZM258 264H259V262H258Z\"/></svg>","mask_w":264,"mask_h":264}]
</instances>
